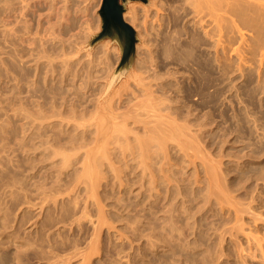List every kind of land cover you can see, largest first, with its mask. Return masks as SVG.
Masks as SVG:
<instances>
[{"label":"rangeland","instance_id":"374dc122","mask_svg":"<svg viewBox=\"0 0 264 264\" xmlns=\"http://www.w3.org/2000/svg\"><path fill=\"white\" fill-rule=\"evenodd\" d=\"M36 1V2H35ZM13 0V1H9V0H0V143L1 141H3L2 143L0 144V264H48V263H54V262H51L55 260V262L57 261V263L55 264H62V261L65 263H68V264H80L79 262H85L86 264H210L213 262H216L214 264H218L219 261H221L219 264H264V260L262 261L261 257L263 255L262 258H264V245L262 246V242H264V239H263V236H264V117H261V116H264V93H259L256 92L254 94H252V98L251 100H249L250 98H248L246 96V93H245V89L243 88L244 87V83L242 82V79L241 77L239 76V74H236L235 78H234V83L235 85H237V89H232L231 90V93H233V98L230 97L229 95H227V92H225L223 94V96H227V97H221L222 99H220V102L221 104L218 106V109L217 110H214V113L212 114V111L209 109V108H204L202 113L200 115H205L207 114L209 111L211 112V116L209 118V130L206 131V136L207 138L209 139L210 143L212 142L213 140V135L214 134V141L215 142H218L217 144V147L219 146V141L222 137L224 138H227L229 140L230 143H232V147H234L236 149V153H239L238 155L240 156V162L242 161L241 165L239 167H230L226 172H225V179H227L225 182L224 180L225 179H221V184H224L226 185V187L224 186L223 188V185H221L218 181H220V179L216 180V178H213L212 174H208L210 176L207 175V177L209 179H212L210 180V183H208L209 181H207L208 179H206V176L204 175L205 171H203V168L201 166H199L198 164L199 163H196L194 164L193 166L192 165H189L188 168H187V164L183 165V169H182V172L183 174H187L189 176V182H187L188 184H185L184 186H182L181 188V199L178 198V201L176 200V190L173 191L171 189H169V185H167L166 183H164L163 181H159V179L157 180V183L153 186V189L155 191L158 190V192H154L153 193V189H152V186L150 187L149 186V183L147 180H141L140 179V175H141V168L143 167H140V164H138L137 167H140L138 168L139 170H137V167H136V162L138 163V158L136 154H131V155H126V157H123V160H125V164H124V161L120 162L122 159V156L119 157V153H117V155L113 154V152L111 154H113V156L115 155V158L110 154L108 156V158H110L112 160V162H110L111 160H103L105 163L106 162H109L107 165H110L111 163L114 164V167H115V164H116V168H113V165H112V169L115 170V169H118L119 171H115L117 173L113 174V170L112 172H109V170L111 171L110 167L109 166H101L100 164L103 163L101 161H99V178H100V174L102 175V172H104L103 174V177L106 176V180L101 177L100 179L103 181L102 184L100 183V187L102 186V190L99 189V191H97L96 195H93V196H96V202L98 200L97 203L95 202V199H93L94 197L91 195L89 196L88 194L86 195L85 193H88L87 190L86 192L84 191L85 189V184L82 182L85 178V177H81L82 175H80L81 179L79 178L76 179L75 176L71 175L72 174V166H66L67 169H64L65 167H63L62 169L64 170H60V171H64V172H60V171H55V170H52V168H50L48 162H50V159H54V158H51L50 159H44V157H41L40 156V149L42 147H45V146H48L49 144L45 143L46 140L45 139H48L47 142L54 145L55 148H57V146H60L59 148L61 149L62 152H60L61 154L64 153V155H74L76 152V157L75 158V161L72 162L73 163V167L75 168H80L81 172H82V169L80 167V164H82L83 160H84V164L86 163V158L83 159V155L82 154H86L88 153V159L89 157V154L92 153L93 155V151H94V155H97L98 157V154H96L95 150H97L98 148V144L100 143V139L98 140V144L93 141L95 138H96V133H95V128L93 127H87L89 126L90 124L94 123L95 122V106L93 107V103L94 105L97 104V100L100 98V94H101V91L104 89L105 87V84L109 83V80L110 78L112 77L111 74H113L114 70L116 69L119 61H120V57H121V52H120V48L118 46V44L114 41H111L110 39L108 38H105L99 42H96L95 44L91 45V41L93 40V38L95 36H97V34L101 31V19H100V15H99V10H100V7H101V2L102 0ZM160 1H163V2H159V0H157L156 2L159 3L161 5L162 3V8L163 6H166L164 7L162 10V13L164 15H168V14H171V12L169 11V7H170V2H172L173 0H160ZM168 1V2H167ZM25 2V3H23ZM32 2V4H31ZM39 2V3H38ZM56 2V3H55ZM62 2V3H61ZM66 2V3H65ZM153 2L155 1H152V0H146L145 2H141V1H129V0H126L124 3H123V6H124V13H123V20L125 23H127L133 30L134 32L136 33V39H137V42H136V45H135V51H134V55L126 69V72L123 76H121L119 79H116L115 83L113 84L114 85V89H116L120 84L121 82L126 79V76L128 74V72L130 71V69H132L134 66L133 65V62L135 63L137 60L141 59L142 58V53H143V50L140 48V46L143 48L144 46V42L141 38V36H139L138 34V30H139V23L140 21H143V18L144 20L146 19L147 21V18H149L147 24H148V32L149 34L151 33L150 35V38L153 36L152 32L154 33L155 29H157V25L155 23V17L156 15L154 13H156V7L153 6ZM21 3V4H20ZM27 3V5H26ZM60 3V4H59ZM66 5H65V4ZM68 3V4H67ZM99 3V4H98ZM11 4V5H10ZM30 4V5H29ZM39 6H37V5ZM164 4V5H163ZM10 5V6H9ZM21 5V6H20ZM33 7H32V6ZM58 5V6H56ZM26 9H23L24 7ZM35 6V7H34ZM55 6V7H54ZM61 6V7H60ZM68 7V9L70 11H68L66 8L64 7ZM82 6V7H81ZM84 6V7H83ZM98 6V7H97ZM22 7V9H21ZM48 7V8H47ZM60 7V8H59ZM97 7V8H96ZM30 8V9H29ZM32 8H35V9H32ZM38 8V10L36 9ZM55 8V9H54ZM64 8V10H63ZM82 8V9H81ZM96 8V9H95ZM166 8V10H165ZM168 8V10H167ZM49 11H48V10ZM74 9H76V11L74 12ZM81 10V11H78V10ZM85 9V10H84ZM148 9V10H147ZM150 9V10H149ZM153 9V10H152ZM12 10V11H11ZM17 10V11H16ZM31 10V11H30ZM59 10H61L59 12ZM73 10V11H72ZM84 12H83V11ZM88 10V12H87ZM131 10L133 12H136L137 13V17H138V21L139 22H134V23H131L129 22L128 20V15H127V12ZM14 11V13H13ZM19 11V13H18ZM23 11V12H22ZM36 11V12H35ZM39 11V13L37 12ZM61 13V14H57L58 12ZM68 11V12H66ZM86 11V12H85ZM94 13H92V12ZM147 11L149 12L148 14H145L144 12L147 13ZM35 14H34V13ZM41 12V13H40ZM48 12V13H47ZM63 12V13H62ZM72 12V14H71ZM79 12V13H78ZM15 13H18V14H15ZM21 13H29L28 15L26 14V18H24L23 16H25V14H21ZM37 13V14H36ZM51 13V14H50ZM70 13V16L68 15ZM81 13L84 15L81 16ZM19 14H21L22 16H20ZM31 14H32V17H31ZM41 14V15H40ZM45 14H50L48 17V15H45ZM66 17L67 15V19L63 16V15ZM75 14V15H74ZM144 14L145 15H149V16H146L144 17ZM151 14V15H150ZM153 14V15H152ZM36 15V16H35ZM37 15H39V17L41 16L40 20L39 18H37ZM44 15V16H43ZM57 15V16H56ZM60 15L62 18H60ZM143 15V16H142ZM21 17L23 18V20L21 18H17V17ZM47 16V17H46ZM59 16V18H58ZM80 16L83 18L80 19ZM98 16V17H97ZM27 17L29 18L27 20ZM34 17L36 18V21L38 19L39 22H37L38 26L39 25H42V26H39V28L37 27V31L35 30L34 27L37 26L36 24V21L34 19ZM42 20V18H44ZM54 17H57L54 18ZM64 17V18H63ZM78 17V18H77ZM86 17V18H85ZM98 18V21L96 22L95 19ZM152 17V18H151ZM165 17V16H164ZM163 17V18H164ZM75 21H74V19ZM142 18V19H141ZM154 18L153 22L154 23H151L152 22V19ZM55 19V20H54ZM60 19V20H58ZM62 19V20H61ZM64 19V20H63ZM85 19V20H84ZM90 19V20H88ZM140 19V20H139ZM166 18H164L165 20ZM34 21V22H30V21ZM46 22H45V21ZM49 20V21H48ZM83 20V21H82ZM151 20V21H150ZM53 21H56V22H53ZM58 21V22H57ZM59 21L61 22V24L59 23ZM68 21V22H67ZM73 21V22H72ZM82 21V22H81ZM90 21L92 24H90ZM21 22V23H20ZM25 22H28L27 25ZM29 22H30V26L31 28H29ZM41 22V24H40ZM70 22V23H69ZM78 22H80L81 24H79ZM84 22L85 25H84ZM89 22V23H88ZM12 23V24H10ZM51 23V29H50V33H49V29H47V26H49L48 28H50V24ZM52 23H53V26H52ZM61 25V27L59 26V24ZM72 23V24H71ZM78 23V24H77ZM83 23V24H82ZM88 23V24H87ZM95 23H97V25H95ZM21 24H24V25H21ZM36 24V26H34ZM47 24V26H46ZM58 24V26H57ZM90 24V25H89ZM133 24V25H132ZM26 25V26H25ZM86 25H89V27L87 26L86 28H84ZM95 25V26H93ZM138 25V26H137ZM153 25V26H152ZM156 25V26H155ZM24 26V27H23ZM46 26V27H45ZM81 26V27H80ZM91 26L93 28H91ZM151 26V27H150ZM42 27V28H41ZM76 27H80L78 28L79 29V32L78 29L76 31ZM83 27V28H82ZM96 27V28H94ZM135 27V28H134ZM152 27L154 28V30L152 29ZM24 28V29H23ZM33 29V31L29 30H26V29ZM56 30H54V29ZM138 28V29H137ZM45 29H47V34L45 32H42L44 34H40L41 31H46ZM66 30V31H62V30ZM82 29V30H81ZM137 29V30H136ZM28 32V34L25 32ZM40 30V31H39ZM54 30V32H53ZM86 30V31H84ZM57 31H58V35H55L56 38H54L53 34H57ZM61 31V32H60ZM152 31V32H151ZM32 32H34L32 34ZM36 32V33H35ZM38 32V33H37ZM72 32H75L74 33V37H73V34H71ZM77 32V33H76ZM83 32V33H81ZM29 35V37L26 35ZM48 33L50 36H48ZM69 33V34H68ZM23 34V35H22ZM77 34V35H75ZM113 34V33H112ZM33 35V36H31ZM47 35V37H46ZM61 35V36H59ZM69 37H68V36ZM72 35V36H71ZM87 35V36H86ZM115 34H113L112 36H114ZM139 37H138V36ZM23 36V37H21ZM26 36V37H25ZM76 36V37H75ZM31 37V38H30ZM49 37V38H48ZM61 37V39L59 38ZM81 37V38H80ZM52 38V40H50ZM54 38V39H53ZM58 38V39H57ZM65 38V41L64 39ZM67 38V39H66ZM71 40H70V39ZM73 38V39H72ZM75 38V39H74ZM114 40L116 39V35L114 37ZM35 39V40H34ZM30 40H32V42H30ZM58 40H61V41H58ZM105 40V41H104ZM34 41V43H33ZM68 41V42H67ZM60 42V43H59ZM62 42V43H61ZM72 42V43H71ZM74 42V43H73ZM105 46H104V44ZM81 43V44H80ZM103 44V45H102ZM44 47V51H43V47ZM63 45V46H62ZM69 46V47H68ZM112 46V47H111ZM139 47V49L137 47ZM63 47V48H62ZM75 47V48H74ZM109 47L112 48V50L109 49ZM115 47V48H114ZM118 47V48H117ZM116 50H114V49ZM78 50V51H77ZM113 50L115 51V53H113ZM108 51V52H107ZM111 51V52H110ZM142 51V52H140ZM140 52V53H138ZM39 53V54H38ZM41 53V54H40ZM46 54V56H44ZM69 55H68V54ZM105 53L109 54V55H105ZM138 53V54H136ZM38 54V55H37ZM92 54V55H91ZM42 55V56H41ZM53 55V56H52ZM85 55V56H84ZM105 55V56H104ZM114 55V56H113ZM141 56V58H138ZM140 55V56H139ZM37 56H40V58H38ZM55 56V58H54ZM109 56V57H108ZM115 56L117 57L116 59ZM37 57V58H36ZM49 57H51L52 60L56 59V61L54 60V62L50 59H48ZM106 57L107 60H105L104 58ZM113 57V58H112ZM43 58V60H46L45 62L41 59ZM46 58V59H45ZM137 58V59H136ZM258 59V57H256ZM36 62H33L34 60ZM37 59H41L42 61H37ZM67 59V60H65ZM76 59V60H75ZM104 59V61H103ZM114 59V60H113ZM257 59H255V63L257 62ZM65 60V61H64ZM78 60V61H77ZM93 60V61H92ZM98 60V61H97ZM112 60V61H111ZM51 61V62H50ZM58 61V62H57ZM82 61V62H81ZM91 61V62H90ZM106 61H108L107 63L110 65V67L107 65ZM37 63L36 64H33V63ZM67 62V64H66ZM84 62V63H83ZM102 62V63H101ZM46 63V64H45ZM70 63V64H69ZM77 63V64H76ZM79 63V65H78ZM91 63V64H90ZM258 63V62H257ZM256 63V64H257ZM40 64V65H38ZM114 64V65H112ZM31 65V66H30ZM68 65V67H66ZM78 65V67H77ZM89 65V67H88ZM36 66V67H34ZM96 66V67H95ZM111 66H113L111 68ZM77 67V68H76ZM88 67V69H87ZM248 67V66H247ZM254 67V65L252 66V68ZM36 68V69H34ZM38 68V70H37ZM47 68V69H46ZM65 68L66 70L68 71H65ZM107 68V69H106ZM51 69H52V72H51ZM70 69V70H69ZM112 69V70H111ZM109 70H111L109 72ZM37 71V72H36ZM63 71V73H62ZM113 71V72H112ZM35 72V73H34ZM51 72V73H50ZM55 72V73H54ZM66 74H65V73ZM91 72V73H90ZM106 72V73H105ZM74 73V74H73ZM108 73V75H107ZM35 74V75H34ZM44 76H43V75ZM48 74H51V75H48ZM65 76H64V75ZM96 74V75H95ZM250 78L252 79L253 83L249 86V88H254L257 84V77H256V73L254 70L251 71L250 73ZM35 76V77H34ZM75 76V77H74ZM108 76V78H106ZM45 77V78H44ZM51 77V78H50ZM63 77V78H62ZM125 77V78H124ZM47 78V79H46ZM55 78V79H54ZM92 78V79H91ZM32 79V80H31ZM53 79V80H52ZM77 79V80H76ZM107 79V80H106ZM241 79V80H240ZM101 80V81H100ZM237 80V82H236ZM263 80H264V77H263ZM33 81V82H32ZM51 81V82H50ZM81 81V82H80ZM71 82V83H70ZM185 82L188 83V81L186 80ZM33 83V84H32ZM43 83V84H42ZM54 83V84H53ZM78 83V84H77ZM117 83V84H116ZM238 83V84H237ZM81 84V85H80ZM259 84H264L262 83L261 81L259 82ZM94 85V86H93ZM82 86V87H81ZM102 88V89H101ZM101 89V90H100ZM88 91V92H87ZM95 92V93H94ZM100 93V94H99ZM99 95L96 98L97 95ZM229 94V93H228ZM236 94V95H235ZM258 95V96H257ZM237 96V97H236ZM95 97V98H94ZM260 97V98H259ZM225 100H224V99ZM237 98V99H236ZM229 99V101H228ZM231 99V101H230ZM238 99L240 101H238ZM259 99V102L257 101ZM13 100V101H12ZM20 100V101H19ZM224 100V101H223ZM227 100V101H226ZM261 100V101H260ZM11 101V102H10ZM15 101V102H14ZM19 101V102H18ZM35 103H34V102ZM96 101V102H95ZM103 100L99 101L98 104H100ZM250 103H248V102ZM256 101V102H255ZM10 106H9V104ZM14 102V103H13ZM188 104L192 105V107H195L197 105V102L196 100H193V98H190L188 100ZM241 102V103H239ZM245 102H246V105H245ZM12 103V104H11ZM17 103V104H16ZM20 103V104H19ZM37 103V104H36ZM92 103V104H91ZM230 103V104H229ZM232 103V105H231ZM28 104V105H27ZM36 104V105H35ZM254 104L256 105V107L254 106ZM261 104V106L259 105ZM14 105V107H13ZM20 106V108L22 109L21 112L20 111V108L19 107H16V106ZM31 105V106H30ZM38 105V106H37ZM54 105V106H53ZM244 105V106H243ZM249 105V106H248ZM250 105L251 108H250ZM23 106H25L23 108ZM63 106V107H61ZM118 107V111L119 113H121V110L124 109V106H125V102H123V104L121 105H117ZM248 106V107H247ZM260 106V107H259ZM73 108L72 110H70V108ZM83 107V108H82ZM122 107V108H120ZM220 107V108H219ZM13 108H16V109H13ZM18 108V110H17ZM28 110L29 113L31 112V114L29 115V113L25 110ZM37 110H36V109ZM50 108V109H49ZM54 108H57V109H60L59 111L57 110V112H54ZM222 108V109H221ZM258 108V109H256ZM260 108V109H259ZM13 109V110H12ZM34 109V110H33ZM39 109V111H38ZM40 109L41 112H40ZM64 109V110H63ZM120 109V110H119ZM126 109V107H125ZM124 109V110H125ZM234 109V110H233ZM255 109V110H253ZM262 109V110H261ZM11 110V111H10ZM16 112H15V111ZM63 110V112H62ZM76 111V114H75V111ZM93 110V112H92ZM123 110V112L121 113V115L125 112ZM205 110V111H204ZM246 110V111H245ZM253 110V111H251ZM258 110V111H257ZM10 111V112H8ZM19 112V114H21L19 116V114H17ZM37 111V112H36ZM44 111V112H43ZM46 111V112H45ZM56 111V110H55ZM69 111H71L69 113ZM74 113H73V112ZM82 111V113H81ZM208 111V112H206ZM249 111V112H248ZM13 112V113H12ZM35 112H36V116H35ZM43 112V113H42ZM49 114H48V113ZM52 112V113H50ZM59 112V113H58ZM85 112V113H84ZM219 112V114H218ZM257 112V113H256ZM261 112V113H260ZM7 113V114H6ZM11 113V115H10ZM26 113V115H24ZM40 113L41 115H44V116H40ZM46 113V115H45ZM54 113H56V115H54ZM66 115V117H64V115ZM68 113V114H67ZM72 113V115H71ZM92 113V114H90ZM248 113V114H247ZM35 116H33V115ZM48 114V115H47ZM74 114V115H73ZM221 114V115H220ZM223 114V115H222ZM250 114V115H249ZM253 114V116L251 115ZM259 118H258V116ZM261 114V115H260ZM16 115V117H15ZM24 115V116H23ZM50 115V117H49ZM53 115V116H52ZM59 115V116H58ZM60 115L63 116V118L67 119L70 117V119L66 120V121H61L63 120L62 118H60ZM69 115V117H67ZM81 118H80V116ZM89 115V118H90V121H89V118L86 119V121H88V123H83L86 125V129H85V132H84V128L83 126L85 125H81V123H79L81 121V119H85L84 117ZM91 115V116H90ZM256 115V116H254ZM33 116V117H32ZM39 116V118H38ZM52 117H59V121L57 119H53L51 118ZM72 116V117H71ZM75 116L76 119L73 117ZM124 115H122L121 117H123ZM252 116V117H251ZM44 117V118H43ZM48 117V118H47ZM79 117V119H77ZM125 117V116H124ZM250 117V118H249ZM257 117V118H256ZM21 118V119H20ZM45 119L47 118L48 121H49V118L53 121L50 120L49 123V126L47 124V122L45 123L41 121V119ZM74 118V119H73ZM213 118V119H212ZM220 118V119H219ZM237 118V119H236ZM25 119V120H23ZM42 119V120H43ZM121 119V118H120ZM240 119H242V121H244L243 123L241 122L240 123ZM250 119V120H248ZM252 119V120H251ZM259 119L260 122L257 120ZM5 120V121H4ZM10 120V121H9ZM27 120V121H26ZM72 120V121H71ZM73 120H78V124H75L76 122H74ZM80 120V121H79ZM119 120V119H118ZM128 118H127V122H128ZM132 120V119H131ZM131 120L128 122L129 125L131 123ZM254 120H257V123L256 121ZM23 121V123H22ZM55 121V122H54ZM71 121V122H69ZM84 121V120H83ZM6 122V123H4ZM26 122V123H25ZM54 122V123H52ZM58 122V123H57ZM61 122V124H59ZM65 122H69L71 124V127L69 126L70 124L68 123L67 126L65 125V128L64 127V124H66ZM74 122V123H73ZM3 123V124H2ZM10 123V124H9ZM14 123V124H13ZM16 123V124H15ZM20 123V124H19ZM44 123V124H43ZM214 123V124H213ZM255 123V124H254ZM5 124V125H4ZM31 124V125H30ZM58 124V125H57ZM73 124V125H72ZM75 124V126H74ZM249 124V125H248ZM254 124V125H253ZM262 124V125H260ZM7 125V126H6ZM22 127H20V126ZM26 125V127H25ZM51 125V126H50ZM54 125V126H53ZM61 125V126H60ZM62 125H63V128H62ZM77 125V126H76ZM79 125H81L80 127H78ZM252 125V126H251ZM260 125V126H258ZM4 126V127H3ZM28 126V128H27ZM32 126V127H30ZM34 126V127H33ZM56 126V127H55ZM59 126V127H58ZM69 126V127H68ZM92 126V125H90ZM132 125H130L131 127ZM213 126V127H212ZM243 126V127H242ZM256 128H255V127ZM3 127V128H2ZM11 127V128H10ZM50 127V128H48ZM76 127V128H75ZM219 127V128H218ZM234 127V129H233ZM31 128V129H30ZM53 128V129H52ZM65 128V129H64ZM82 130H80V129ZM211 128V129H210ZM256 130H255V129ZM258 128V129H257ZM263 128V129H262ZM20 129V130H19ZM29 131H28V130ZM33 129V130H32ZM51 129V130H49ZM68 129V130H67ZM77 129V130H76ZM232 129V130H231ZM27 130V131H26ZM35 130V131H34ZM40 130V131H39ZM42 130V131H41ZM66 130V132H65ZM75 130H76V133H75ZM88 130V131H87ZM223 130V131H222ZM226 130V132H225ZM261 132H260V131ZM22 134L20 133V132ZM38 131V132H37ZM63 131V132H62ZM210 131V132H209ZM212 131V132H211ZM259 131V132H258ZM6 133V135L4 134ZM27 132V133H26ZM62 132V133H61ZM65 132V133H64ZM75 134H74V133ZM81 132V133H80ZM83 132V133H82ZM90 132V133H89ZM230 132V133H229ZM256 132V133H255ZM26 133V134H25ZM29 133V134H28ZM70 133V134H69ZM235 133V134H234ZM25 134V135H23ZM48 134V136H47ZM81 134V135H80ZM86 134V135H85ZM95 135L92 139V135ZM215 134L217 135V137H215ZM254 134V135H253ZM28 135V136H27ZM44 135V136H43ZM50 135V136H49ZM78 136L80 137L78 139V142L76 144H80V143H88L90 144V140L91 141V144L89 146H93L94 142L96 143L95 145L97 147H94L96 149H94L93 147V150L90 148V147H85L86 149H74L71 150V147L69 146L68 144V141L70 140V138H75V136ZM80 135V136H79ZM233 135V136H232ZM15 136V137H14ZM71 136V137H70ZM3 137V138H2ZM33 137V138H32ZM45 137V138H44ZM47 137V138H46ZM98 137H100L98 135ZM233 137V138H232ZM11 138V139H10ZM14 138V139H13ZM17 138V140H16ZM29 138V139H28ZM44 138V139H43ZM90 140H89V139ZM69 139V140H68ZM217 139V140H216ZM17 142V143H15ZM25 140V141H24ZM35 140V141H34ZM75 140V139H74ZM82 140V141H81ZM96 140V139H95ZM7 141V142H6ZM45 141V142H44ZM89 141V142H88ZM236 141V142H235ZM20 142V143H19ZM52 142V143H51ZM66 142V143H65ZM76 142V141H75ZM38 143V144H37ZM10 144V145H9ZM14 144V145H13ZM24 144V145H23ZM45 144V146H41ZM101 144V143H100ZM171 144V143H170ZM236 144V145H235ZM16 145V146H15ZM18 145V146H17ZM94 145V146H95ZM235 145V146H234ZM241 145V146H240ZM11 146V147H10ZM33 146H36V147H33ZM40 146V147H38ZM23 147V148H22ZM110 147V146H109ZM153 147V145L151 146ZM151 147H149L148 149H152ZM216 147V148H217ZM4 148V149H2ZM17 148V149H16ZM28 148V149H26ZM34 148V150H32ZM39 150H38V149ZM66 152H64L65 150ZM91 149L89 150L90 152H87V149ZM173 146V143L172 145H170V158L175 161L173 162H176V166H174L175 168H179L181 169L182 168V165H180V159L175 156L174 154H176V150ZM249 148V149H247ZM24 151H23V150ZM26 149V150H25ZM69 149H70V152H69ZM158 149V148H157ZM156 149V150H157ZM3 150V152H2ZM9 150V151H8ZM28 150V151H27ZM42 150V149H41ZM76 152H75V151ZM85 150L84 153H82L83 151ZM247 152H246V151ZM260 150V151H259ZM26 151V152H25ZM33 151V152H31ZM73 151V152H72ZM159 151V150H158ZM158 151H154L153 149V152L151 150V152L148 150V153L149 154H152L153 155H150V156H156L158 155V159H159V153ZM7 154H6V153ZM12 152V153H11ZM14 152V153H13ZM22 152H25L27 153L26 155H23L24 153ZM49 152V151H48ZM155 152V153H154ZM172 152V153H171ZM246 152L247 153H250L251 155V159H247L245 156L246 154L244 153ZM2 153H4V156H2ZM29 153V155H28ZM33 153V154H32ZM36 153V154H35ZM69 153V154H68ZM158 153V154H156ZM11 154V156H10ZM13 154V155H12ZM31 154V155H30ZM156 154V155H154ZM172 154V155H171ZM244 154V155H243ZM263 155V156H260V155ZM6 155V156H5ZM22 155V156H21ZM29 157H28V156ZM35 155V156H33ZM136 155V160L135 158L133 159L132 156L135 157ZM177 155V154H176ZM12 156L14 158H12ZM59 156V155H58ZM75 156V155H74ZM85 156V155H84ZM131 156V158H130ZM201 156V155H200ZM199 155H197V159L195 160L196 162H199L198 158L200 157ZM244 156V157H243ZM260 157V158H257V157ZM9 157V158H8ZM55 157V156H54ZM73 157V156H72ZM128 157V159H127ZM154 157L151 158L150 160L146 161L148 162L150 165V169L149 170H152V169H156V167H158L156 164H158L157 162H154L157 160V158ZM176 157V158H175ZM242 157V158H241ZM58 157H55V159H57ZM60 158H61V155H60ZM60 158H58V160L55 161V159L53 160L54 162H57L60 160ZM100 158V157H99ZM117 158V159H116ZM119 158V159H118ZM125 158V159H124ZM130 158V159H129ZM10 159V160H9ZM27 159V160H25ZM83 159V160H82ZM127 159V160H126ZM154 159V160H152ZM215 159V158H214ZM244 159V160H243ZM9 160V161H8ZM114 160V161H113ZM130 160H133V163L131 164L129 161ZM146 160V159H145ZM151 160L154 162V165L153 163H150ZM217 160V159H215ZM249 160V161H248ZM256 160V161H255ZM262 160V162H258ZM12 161V162H11ZM48 161V162H46ZM82 161V162H81ZM158 161V160H157ZM179 161V162H178ZM252 161V162H251ZM7 162V163H6ZM10 164H9V163ZM23 162H26V163H23ZM44 162V163H43ZM101 162V163H100ZM135 162V164H134ZM146 162L144 161V163L146 164ZM172 162V163H173ZM248 162H250L248 164ZM12 163V165H11ZM38 163V164H37ZM42 163V164H40ZM90 159L88 161V164H90ZM148 163L146 165V167H148ZM260 163V164H259ZM17 164V165H16ZM45 164V165H44ZM79 164V165H78ZM87 164V163H86ZM85 164V165H86ZM130 164V165H129ZM254 164V165H253ZM10 165V166H9ZM37 165V166H36ZM39 165V166H38ZM40 165L42 167H40ZM79 167H78V166ZM119 165V166H118ZM125 165V166H124ZM14 166V167H13ZM45 166V167H43ZM77 166V167H76ZM91 166V164H90ZM118 166V168H117ZM128 167V168H125V167ZM134 166V167H133ZM155 166V167H154ZM181 166V167H179ZM38 167V168H37ZM70 167V168H68ZM101 167L103 170H101ZM104 167V168H103ZM108 167V168H106ZM191 167V168H190ZM192 167H194V169H192ZM196 167V168H195ZM201 167V168H200ZM33 170H32V169ZM35 168V169H34ZM44 168V169H43ZM83 168V167H82ZM132 168V170H131ZM136 168V169H134ZM149 168V167H148ZM200 168V169H199ZM238 168V169H237ZM48 169H51L49 171H51L49 173ZM105 169V170H104ZM109 169V170H108ZM128 169V171L126 170ZM154 169V170H155ZM4 170V171H3ZM36 170V171H35ZM67 170V171H66ZM108 170V171H107ZM134 170H136L134 172ZM141 170V171H140ZM148 169L146 170L147 172L149 171ZM237 170V171H236ZM243 170V171H242ZM23 171V172H22ZM28 171H32L31 173L28 172ZM34 171V172H33ZM57 173V175L60 176V179L62 180V182H58L56 180L53 181L54 185L52 184V174H55V172ZM91 171V169L89 170V172ZM102 171V172H101ZM126 171V172H125ZM139 171V172H138ZM186 173H185V172ZM189 171V172H188ZM192 171V172H191ZM203 171V172H202ZM208 171V170H207ZM28 172V173H27ZM60 172V174H59ZM80 172V174H81ZM130 174H128V173ZM198 172V175H196V173ZM210 172V171H209ZM27 173V174H26ZM32 176H30L29 175ZM34 173V174H33ZM49 173V174H48ZM63 173V174H61ZM109 173H112V174H109ZM135 173V174H134ZM140 173V174H139ZM191 173V174H190ZM195 173V174H194ZM203 173V174H202ZM263 173V174H262ZM43 174V175H42ZM82 174H84V172H82ZM89 174V173H88ZM108 174V176H107ZM131 174H133L131 176ZM195 176H200L199 179H196L198 177H194L196 179V181L192 178L193 175ZM200 174V175H199ZM207 174V173H205ZM228 174V175H227ZM231 174V175H230ZM233 174V175H232ZM237 174V175H236ZM56 175V174H55ZM54 175V176H55ZM63 175V176H62ZM92 175V174H91ZM112 175H117L116 177L118 179L115 180L114 177H112ZM131 176L128 178V176ZM203 175V176H202ZM257 175V176H256ZM40 176V177H39ZM47 176V177H46ZM79 176V175H78ZM110 176V177H109ZM126 176V178H125ZM136 176V177H135ZM138 176V179H136ZM205 176V177H204ZM212 176V177H211ZM230 176V178H229ZM261 178H259V177ZM2 177V178H1ZM23 177V178H22ZM27 177V178H26ZM51 177V178H50ZM90 177V176H89ZM203 177V178H202ZM236 179H239V180H235L234 178ZM249 177V178H248ZM256 177L257 179L259 180H256ZM11 178V179H10ZM44 178V179H43ZM73 178V179H72ZM114 178V179H113ZM201 178V180H200ZM205 178V179H204ZM232 178V179H231ZM28 179V181H27ZM43 179V180H42ZM48 181H47V180ZM83 179V180H82ZM192 179V180H191ZM215 179V180H214ZM263 179V180H262ZM13 180V181H12ZM39 180V181H38ZM71 180V181H70ZM74 180H78L79 182H81V184L83 185L84 184V187L78 182L77 184H80V188L79 186H75V185H71L70 186V182L72 184H75L73 181ZM81 180V181H80ZM100 180V181H101ZM112 180V181H111ZM116 181L113 182V181ZM124 180L123 182H120ZM127 180V181H126ZM133 180V181H132ZM137 180V181H136ZM139 180H141L142 184L139 182ZM197 180H199L200 182H197ZM229 180V181H228ZM256 180V181H255ZM24 181V185L20 187V182ZM69 181V182H68ZM85 181V180H84ZM111 181V183H110ZM119 181L120 184L121 183H124L122 184L123 186H121V189H120V184L117 182ZM195 181L197 183V185L193 182ZM202 181V182H201ZM244 181V182H243ZM247 181V183H245ZM12 182V184H11ZM18 182V183H17ZM49 182V184H48ZM133 182V183H132ZM138 183L139 182V185L137 186L136 185V188L133 187L135 183ZM193 182V183H192ZM224 182V183H223ZM256 182V183H255ZM261 182V183H260ZM3 183V184H2ZM37 184V185H34V184ZM39 183V184H38ZM63 183V184H62ZM107 186H106V184ZM126 183V184H125ZM144 183V185H143ZM164 183V184H163ZM199 183V184H198ZM215 184L217 183V186L216 184L213 186L211 185V188L213 186L214 187H219L217 189H214L211 190V188H209V185L208 184ZM219 183V184H218ZM243 183V184H242ZM249 183H251L249 185ZM254 183V184H253ZM8 184V185H7ZM41 184H42V188H41ZM57 184V185H55ZM115 184V185H114ZM130 184V185H129ZM140 184H141V187H143V189L141 190V187H140ZM148 184V185H147ZM253 184V186H252ZM40 185V186H39ZM44 185V186H43ZM49 185V186H48ZM52 185V186H50ZM65 185V186H63ZM110 185H111V188H110ZM125 185H127L128 187L126 188ZM133 185V186H132ZM193 185V186H192ZM194 185L196 187H194ZM199 185V187H198ZM201 185V186H200ZM219 185V186H218ZM231 185V186H230ZM242 185V186H241ZM247 185V186H246ZM249 185V186H248ZM12 186V187H11ZM35 186H38V187H35ZM50 187L48 189V187ZM70 189H73L75 187V190L74 192L77 193L75 194L72 190H69L67 191V188ZM74 186V187H73ZM82 186V187H81ZM148 186V187H147ZM206 186V187H205ZM237 186V187H236ZM246 188H245V187ZM7 187V188H6ZM10 187V188H9ZM27 187V188H26ZM30 187V188H29ZM44 187H46L44 189ZM52 187V188H51ZM61 187H66V188H61ZM72 187V188H71ZM78 189H77V188ZM106 187V188H105ZM133 187V188H132ZM138 187V188H137ZM158 187V188H157ZM205 187V189H204ZM240 187L241 190L240 191ZM248 187V188H247ZM263 187V188H262ZM4 191H3V189ZM9 188V189H8ZM11 188H13V193L11 190ZM26 188V195H27V198H26V195H23L25 192ZM37 188L41 190V192H39L40 190L37 191ZM57 188V189H56ZM59 188V189H58ZM83 188V189H82ZM113 188V190H112ZM131 188L133 189V191L131 190ZM135 188V189H134ZM145 188V189H144ZM157 188V189H155ZM208 188L210 189V191H213L215 193H217L218 191V194L216 195H221L222 194L220 193V188L224 189L222 190V192H227L224 193L226 195V197H223L224 200L226 201H221L222 200V197H220V195L218 196L219 198L217 199H220V200H217L216 198L213 199L214 196H212L211 198L213 199H210V203L208 204H205L204 202H206V200L203 198V195L206 191H208ZM232 188V189H231ZM236 188V189H235ZM246 190H245V189ZM251 188V190L249 189ZM257 188V189H256ZM260 188V189H259ZM21 189V190H20ZM105 189V190H104ZM148 189L150 190V195L149 193H146V192H149ZM167 189V190H166ZM169 189V190H168ZM193 189V190H192ZM226 189V190H225ZM229 189V190H228ZM19 190V192H18ZM52 192H51V191ZM59 190V191H58ZM66 190L69 194L68 195H65L67 194L66 191H63ZM205 190V191H203ZM239 190V191H238ZM57 191V192H56ZM71 191V192H69ZM84 191V192H82ZM104 191V192H103ZM129 191V192H128ZM152 191V192H151ZM165 191V192H164ZM191 191V193H190ZM194 191V192H193ZM235 191H238L237 193ZM243 191V192H242ZM261 191V192H260ZM10 192V193H9ZM22 192V193H21ZM36 192V193H35ZM45 192V193H44ZM51 196H50V194ZM55 192V193H53ZM63 192V196H61V194H58ZM66 192V193H65ZM82 192V195H79V193L81 194ZM137 192V193H136ZM212 192V194L214 195V193ZM233 195H232V193ZM237 194V196L234 194L235 193ZM255 192V193H254ZM31 193V195H30ZM33 193V194H32ZM35 193V194H34ZM40 193V194H39ZM72 193V194H71ZM84 193V194H83ZM99 193V195H98ZM135 193V194H134ZM246 193V196L244 195ZM5 194V195H4ZM14 194V195H13ZM57 194L60 195L59 197H57ZM90 194V193H89ZM102 194V195H101ZM137 194V195H136ZM188 194V195H187ZM234 198H231L232 196ZM256 196H255V195ZM3 195V197H2ZM11 195V196H10ZM34 195V196H33ZM53 195V196H52ZM74 195H77L76 196V201H72V199L75 198ZM106 195V196H105ZM156 195V196H154ZM158 195V197H157ZM166 195V196H165ZM192 195V196H191ZM215 195V196H216ZM250 195V196H249ZM10 196V198L8 197ZM41 196V197H40ZM46 198L47 200H45L48 204L49 202L51 201V199H53V201L47 206H46V202L43 201V197ZM65 196V197H64ZM71 200L69 197H71ZM81 196V197H79ZM86 197L87 199H90V201L86 202V198H85V202L82 204L80 202V204L78 203L79 201H82L81 198L82 197ZM101 196V197H99ZM112 196V197H111ZM148 196V197H147ZM165 196V198H164ZM252 199V197H254ZM12 197V198H11ZM26 199H24V198ZM30 197V198H29ZM68 197V198H67ZM77 197L80 198L77 200ZM107 197V198H106ZM139 199H138V198ZM150 197V198H149ZM155 199H154V198ZM173 197V198H172ZM185 199H184V198ZM193 197V198H192ZM237 199H236V198ZM243 197V198H242ZM250 199H249V198ZM256 197L258 198L257 200ZM263 197V198H262ZM5 198V200H4ZM8 198V199H7ZM14 198V199H13ZM41 200H40V199ZM50 198V200H49ZM63 198H64V201H63ZM67 198V199H65ZM98 198H101V199H98ZM148 198V199H147ZM7 199V200H6ZM11 199V200H10ZM60 199V200H59ZM62 199V201H61ZM172 199V202H170ZM187 199V200H186ZM235 200H237L236 204H238L239 206V210L240 211V215L241 216V220L242 222L244 220H247V221H244V224L246 225H243L244 227L246 226V228L248 227L247 223L249 224L250 222L253 224H251V226L249 225L248 229L247 230L246 228H244L242 226V223H241V231L244 232L245 230V235L243 233V235L241 234V231L238 232L239 235H237L236 237V234L237 232H234L235 231H238L240 230L239 229H236L235 226H238L239 223L238 221L240 220H237L236 222L238 223V225H236L234 222V219L233 217H235L236 213L233 212V211H236V207L238 208V206L235 207ZM244 199V200H243ZM246 199L247 200H250L249 204L248 203H245L246 202ZM10 200V202L8 201ZM15 200V201H14ZM24 200V201H23ZM33 203V202H36L38 200V202L35 203L36 206H30L29 203ZM58 200V201H57ZM68 200L71 204H70L66 201ZM75 200V199H74ZM94 200V202L96 204H98L97 206H95L96 204L92 201ZM146 200V201H145ZM165 200V201H164ZM180 200V201H179ZM205 200V201H204ZM215 200V201H214ZM241 200V201H240ZM84 201V199H83ZM82 201V202H83ZM92 201V202H91ZM153 201V202H152ZM176 201V202H175ZM193 201V203H192ZM204 201V202H203ZM221 201V204L224 202L225 205L222 204V207L223 206H228L229 208L227 207H221V204H219ZM240 201L241 202V205L244 207H246L245 204H248L249 207H246L248 210L250 209H253L251 212L253 213H256V210L258 211L257 212V216L256 218L254 216H252L253 214H250L251 212L250 211H246V215L247 216H244V208L243 210L240 208V203L238 202ZM257 204H255L256 202ZM8 202V204H6ZM45 205H44V203ZM61 202V203H60ZM71 202H74V205H72L73 203ZM93 205H90L91 203ZM102 202V203H101ZM178 202V203H177ZM181 202H184L183 206L185 207V209L187 210V212L190 214L191 217L193 218H190V220L194 219V223L192 222H189L185 219V217H179L176 225L175 224H167L164 222V215L165 214H168L169 212V209L175 204V208L176 209L174 212L177 213V208L179 210V206L182 205ZM219 202V203H217ZM228 202V203H227ZM244 202V203H243ZM248 202V201H247ZM4 203V204H3ZM40 203H43V206H41L42 204ZM53 203V204H52ZM59 204V206L57 204ZM78 203V204H77ZM86 203V205H85ZM90 206H92V208L90 209V206H88V204ZM100 204H104V209L103 211L105 210V212L98 210L100 208L101 205ZM155 203V205H154ZM160 203V204H159ZM188 203V204H187ZM198 203H199V206H198ZM251 203V205H250ZM3 204V206H2ZM55 204V205H54ZM63 204V205H62ZM65 204V205H64ZM78 205V208H76V205ZM148 204V205H147ZM197 204V205H196ZM217 204V205H216ZM220 206H219V205ZM227 204V205H226ZM24 205V207H23ZM31 205H34L31 204ZM39 207H38V206ZM51 205V206H50ZM54 205V206H53ZM85 207V209H88L89 212L87 211H83V216L80 217V215L82 214V210L80 211L81 207ZM83 205V206H82ZM122 205V206H121ZM161 205V206H160ZM187 207H186V206ZM212 205V207H211ZM254 205V206H253ZM256 205V206H255ZM23 209V211L21 210V208ZM25 206H29V207H33L36 208L35 211L32 209V208H29V207H25ZM61 206V208H60ZM72 206H73V210H72ZM118 206V207H117ZM126 206V207H125ZM149 206V207H148ZM206 208H205V207ZM207 206H209V208H207ZM241 206V207H242ZM263 206V208H262ZM4 207V209H3ZM9 207V208H8ZM17 207V208H16ZM43 207V209H42ZM52 207V208H51ZM55 207V208H54ZM88 207V208H87ZM96 207V208H95ZM109 207V208H108ZM158 207V208H157ZM166 209H165V208ZM194 207V208H193ZM195 207H198V208H195ZM218 207V208H217ZM219 207H221V209H219ZM252 207V208H251ZM29 208V209H28ZM58 210H57V209ZM98 208V209H97ZM103 208V207H102ZM108 208V211L106 212ZM151 208V209H150ZM203 208V209H202ZM217 208V209H216ZM227 209L229 210L227 212V210H224ZM235 208V209H234ZM258 208V209H257ZM261 208V209H260ZM47 209V211H46ZM60 209V210H59ZM76 209V210H75ZM101 209V208H100ZM117 209V211H116ZM123 209V210H122ZM126 209V211H125ZM164 209V210H163ZM198 209H200L202 212H198ZM241 209V210H240ZM245 209V210H247ZM263 209V210H262ZM17 210H19L17 212ZM39 210V213L38 211ZM43 210V211H41ZM52 210L53 213H52ZM56 210H57V213H56ZM74 210H75V213H74ZM93 210L96 212L93 213ZM97 210H98V213H99V216L101 218L100 221H102L101 223L98 222V218H96V220H91L93 222V224H95V222L97 221L98 224H96L94 227L96 228H93L92 227V223L87 220V221H84L86 219H89L91 217H93L95 219V216L98 214L97 213ZM102 210V209H101ZM119 210V211H118ZM122 210V211H121ZM196 210V211H195ZM204 210V212H203ZM206 210V211H205ZM218 210H221V213H219L220 211ZM223 210V211H222ZM31 211V212H30ZM46 211V212H45ZM48 211L51 212V215H50V212L48 213ZM58 211L60 213H58ZM73 211V212H72ZM79 211V212H78ZM116 211V212H115ZM159 211H161L159 213ZM163 211V212H162ZM193 211V212H191ZM242 211H244L242 213ZM263 211V212H261ZM15 212V214H14ZM18 214H17V213ZM37 212V213H35ZM42 214V217H41V213ZM87 212V213H85ZM92 212V213H91ZM103 212V213H102ZM118 212V213H117ZM120 212V214H119ZM125 212V214H124ZM130 212V213H129ZM141 212V213H140ZM198 212V214H196ZM225 216H224V214ZM230 212V213H229ZM250 212V213H249ZM45 213V214H44ZM47 213V214H46ZM75 215H74V214ZM81 213V214H80ZM89 213V214H88ZM107 213V214H105ZM122 213V214H121ZM158 213V214H156ZM212 213V214H211ZM231 214L230 216H228L229 214ZM233 213H235V215L233 216ZM248 213L250 215H248ZM261 213V214H260ZM33 214V215H32ZM39 214V215H37ZM56 214H60L59 216L56 215ZM79 214V215H78ZM85 214V215H84ZM86 214L89 215V218L88 216L86 217ZM92 216H91V215ZM96 214V215H95ZM105 214V215H104ZM130 214V215H129ZM160 214V215H159ZM196 214V216H195ZM223 214V215H221ZM228 214V215H226ZM238 214V213H237ZM243 214V215H241ZM258 214L260 216H258ZM38 217H37V216ZM48 215V216H47ZM53 215V216H52ZM56 215V217H55ZM77 216V217H80L79 218V222L81 223H78L77 221V218H75L77 221H74L71 219L73 216ZM162 215V216H161ZM195 217H194V216ZM197 215H201V216H197ZM255 215V214H254ZM85 216V219L83 221H81L80 219L83 217L84 218ZM91 216V217H90ZM97 216V217H99ZM109 216V217H108ZM137 218H136V217ZM143 216V217H142ZM158 216V218H157ZM219 216V217H218ZM222 216V217H221ZM229 218H228V217ZM248 216H251L253 217V219L255 221H258L259 223H255L254 220L252 221L251 217L250 219L248 218ZM14 217V218H13ZM16 217V218H15ZM50 217V218H49ZM53 217V219H52ZM55 217V218H54ZM125 217V219H123ZM139 217V218H138ZM140 217L142 218L141 221L139 220ZM221 217V218H220ZM247 217V218H245ZM259 217V218H257ZM38 221H36L35 220ZM43 218V219H42ZM57 218V219H56ZM67 218V219H66ZM228 218V219H227ZM16 223H15V221ZM55 219V220H54ZM62 219V220H61ZM72 220L73 224L71 223V225H69L70 223V220ZM74 219V217H73ZM108 219H111V220H108ZM137 219V223H135ZM240 219V217H239ZM258 219V220H256ZM6 220V221H5ZM31 220H33L32 222L34 223V225L32 224ZM35 220V222H34ZM51 220V221H50ZM59 220V221H58ZM68 220V221H67ZM123 220H125L126 223H129V224H126L125 222L123 223ZM207 220V221H206ZM55 221V222H54ZM61 223L62 225V228H61V225L58 223ZM67 221V222H65ZM95 221V222H94ZM107 221H113V222H110L112 223L113 225H109L108 227V224H110L108 222V224L106 225ZM121 221V222H119ZM148 223H146V222ZM158 221V222H157ZM225 221V222H224ZM7 222V223H6ZM31 222V223H30ZM83 222V223H82ZM90 222V224H89ZM134 222L135 226L134 228L131 227V229H129L130 227H128V225L132 224ZM140 222V225H138V223ZM143 222V223H141ZM222 222V223H221ZM223 222H224V225H223ZM226 222L228 223V225H231V226H228L226 224ZM54 223V224H53ZM56 223V224H55ZM64 223H68L66 224V226H70V227H66ZM78 223V225L76 224ZM185 223V224H184ZM189 223V224H188ZM234 223V230H232V224ZM76 224V225H75ZM100 224V225H99ZM126 224L127 226L125 227ZM134 224H132L131 226H133ZM136 224L138 226H136ZM165 224V225H164ZM178 224V225H177ZM197 224V226H196ZM258 227V229L256 227L253 228V226L255 225ZM28 225V226H27ZM39 228H36V226ZM40 225V226H39ZM58 225V227L56 226ZM123 225V226H122ZM185 225V226H184ZM195 225V226H194ZM216 225V226H215ZM14 226V227H13ZM27 226V227H26ZM33 226V227H32ZM50 226V227H49ZM56 226V228L54 227ZM60 226V227H59ZM99 226V229L101 227L102 231L99 232L100 230L97 229ZM110 226H112L113 228H111ZM163 226V227H162ZM177 226V227H176ZM184 226V227H183ZM213 226V227H212ZM221 226V227H220ZM232 227L230 230L226 227ZM26 228V229H23V228ZM41 227V229H40ZM77 227V228H76ZM80 229H79V228ZM122 227H123V230H122ZM137 227V228H136ZM167 227V228H166ZM172 227V228H171ZM182 228V230L180 228ZM197 227V228H196ZM216 227V228H215ZM13 228V229H12ZM28 228V229H27ZM46 228V229H45ZM65 228V229H64ZM73 228V229H72ZM83 228V229H82ZM111 228V229H109ZM169 228V229H168ZM196 228V229H195ZM216 230H215V229ZM219 228V229H218ZM225 229V233H226V230L229 231L227 233H230V238H229V234L226 235L224 234L223 230L221 229ZM244 228V229H243ZM7 229V230H6ZM32 231H31V230ZM36 229V230H35ZM56 229V230H54ZM68 229L72 230V231H68ZM82 229V230H81ZM86 229V230H85ZM92 229H95L93 230L92 232ZM120 229V230H118ZM125 229V230H124ZM127 229V230H126ZM152 229V230H151ZM172 229V230H170ZM178 229V230H177ZM193 231H192V230ZM198 229V231H197ZM252 229V230H251ZM2 230V231H1ZM30 230V231H29ZM44 230V231H43ZM53 230V232H52ZM65 230V231H64ZM79 230V231H78ZM81 230V231H80ZM134 230V231H133ZM162 230V232H161ZM170 230V231H169ZM186 230V231H185ZM217 230L221 232V234L223 233V237H219V234L217 232ZM259 232H255V231H258ZM10 231V233L8 232ZM14 233H13V232ZM18 231V232H17ZM26 231V232H25ZM36 231V232H35ZM38 231V232H37ZM60 233H59V232ZM91 231V232H90ZM124 231V232H122ZM131 231L133 232L131 233ZM149 231V232H148ZM172 231V232H171ZM182 231V233H181ZM254 232L252 233L253 235H255V239L257 242L260 243V245L262 247L261 250L259 251L257 245L256 247L254 246L253 243V238L252 237V241L250 240L251 236H253L252 234L249 236L248 233L250 232ZM7 232V233H6ZM24 232V233H23ZM29 232V233H28ZM33 232V233H32ZM80 232V234H78ZM94 232H98L97 234L94 233ZM127 232V233H126ZM139 232V233H138ZM144 232V233H143ZM152 232V233H151ZM154 232L156 234H154ZM165 232V233H164ZM167 232V233H166ZM186 232V233H185ZM208 232V233H207ZM210 232V233H209ZM215 232V233H214ZM235 233V234H232ZM246 232H248L246 234ZM35 233V234H34ZM38 233V234H37ZM42 233V234H41ZM46 233H48V235H46ZM52 235H51V234ZM58 233V234H57ZM65 233V234H64ZM91 233H94L93 235H90ZM99 233H102V234H99ZM104 233V234H103ZM125 235H124V234ZM129 233V234H128ZM131 233V234H130ZM136 233V234H135ZM150 235L151 237H149V239H153L151 242L148 243V236L146 237L147 239H142L144 238V235ZM158 233V234H157ZM160 233V234H159ZM163 233V234H162ZM172 233V234H171ZM184 233V234H183ZM193 233V234H192ZM214 233V234H212ZM257 233V235L255 234ZM260 235H259V234ZM18 234V235H17ZM26 234V235H24ZM50 234V235H49ZM60 234V235H59ZM88 234V235H87ZM96 234V236L100 237L99 238H102L101 241L99 240V242L97 240H95L96 243H94V239L93 238H96L97 237L94 235ZM99 234V235H98ZM144 234V235H143ZM166 234V235H164ZM180 234V235H179ZM191 234L193 237H191ZM220 234V235H221ZM9 235V236H8ZM14 235V236H13ZM69 235V236H68ZM75 235V236H74ZM85 235V236H84ZM129 235L131 238H129ZM136 235V236H135ZM141 235V238L139 237ZM145 235V236H146ZM156 235V236H155ZM212 235V236H211ZM226 235V236H225ZM235 235V237H234ZM249 236V239H248V236ZM261 235H263L261 237ZM25 236V238H24ZM42 236V238H41ZM47 236V238H45ZM59 236V237H58ZM79 236V238H78ZM93 236V237H91ZM102 236V237H101ZM169 236V241H166V237ZM178 236V237H177ZM232 236V237H231ZM240 236V237H239ZM247 237V238H243V237ZM257 236V237H256ZM261 237V239H256L258 237ZM18 237V238H16ZM54 237V238H52ZM67 237V239H66ZM70 237V238H69ZM87 237H91L90 239ZM164 237V238H163ZM180 237V238H179ZM195 237V238H194ZM218 237L220 239H218ZM259 237V238H260ZM10 238V239H9ZM16 238V239H15ZM21 241H19L20 239ZM24 238V239H22ZM29 240H28V239ZM42 241H41V239ZM64 238V239H63ZM78 238V239H77ZM105 238V239H104ZM160 238V239H159ZM168 238V237H167ZM177 238V239H175ZM211 238V240H210ZM222 238L224 239L223 241ZM229 238V239H228ZM233 238V239H232ZM238 240L240 238V241H235L234 240ZM16 242H15V240ZM19 239V240H18ZM61 239V240H59ZM66 239V240H65ZM185 239V240H184ZM194 239V240H193ZM226 239V240H225ZM228 239V240H227ZM40 240V241H39ZM44 240V241H43ZM53 240V241H52ZM68 240V241H67ZM87 240L88 242L90 241V243H87ZM137 240V241H136ZM138 240H141L140 242ZM144 240H146L147 242H145ZM176 240V241H175ZM187 240V241H186ZM189 240V241H188ZM217 240H220V241H217ZM245 240V241H244ZM260 240V241H259ZM263 240V241H262ZM28 241V242H27ZM31 241V242H30ZM67 241V242H66ZM74 241V242H73ZM77 241V242H76ZM86 241V242H85ZM103 241V243H102ZM155 241V242H154ZM166 241V242H165ZM238 243V246L241 247V243H242V246L244 245V249L241 247V248H237L238 246L234 245L235 242ZM247 241L250 243H247ZM26 242L28 244H26ZM49 244H48V243ZM84 242V243H83ZM93 242L94 244V247L93 245H91V243ZM99 243V247H98V251L96 250L97 248V245ZM139 242V243H138ZM145 242V243H144ZM157 242V243H156ZM173 242V243H172ZM218 242V245L217 243ZM220 242H223L222 244ZM245 242V243H244ZM251 242H253L251 244ZM33 243V245L31 244ZM34 243L36 244V247L34 245ZM41 243V244H40ZM67 243V244H66ZM70 243V245H69ZM75 246H74V244ZM78 245H77V244ZM142 243V244H141ZM147 243H148V247L152 245V243H154L153 245H155V247H152L151 248H154V249H151L150 247L148 248L147 247ZM234 243V244H233ZM62 245H65V246H61ZM81 244H84L85 246L88 245L90 247V249L88 247H86V255H84L85 252H82L84 251V249H80L79 246H81V248H84V245H81ZM102 244V246H101ZM139 244V245H138ZM144 244L146 247H144ZM150 244V245H149ZM159 244V246H158ZM165 244V245H164ZM196 244V245H195ZM198 244V245H197ZM224 244H226L225 246H228V247H225ZM231 244V245H230ZM240 244V245H239ZM246 244V245H245ZM248 244V245H247ZM258 244V243H256ZM26 245V246H25ZM30 245V246H29ZM51 245V247H50ZM91 245V246H90ZM141 245V246H140ZM143 245V246H142ZM24 246V247H23ZM28 246V247H27ZM35 246V247H34ZM73 246V247H72ZM161 246V247H160ZM164 248H163V247ZM167 246V247H166ZM189 246V247H188ZM201 246V247H200ZM232 246V247H231ZM246 246L247 248L250 246H252L250 249L248 248L249 251H247L246 249ZM28 250L29 247L31 249H29L28 251L24 249L25 253H23L24 251H22L23 249L21 248H25ZM40 247V248H39ZM46 247V248H45ZM50 247V248H49ZM64 247V248H63ZM91 247H93L94 249H92ZM102 247V248H101ZM140 247V248H139ZM157 247L159 249H157ZM219 248V249H215V248ZM222 247V248H220ZM235 247V248H234ZM255 247V248H254ZM20 253L19 252V250ZM37 248V249H36ZM45 248V249H44ZM48 248V249H47ZM76 248L82 252V254H78L77 256H75V254H77V250ZM142 248V249H141ZM166 248V249H165ZM169 248V249H168ZM225 248V249H224ZM229 248V249H228ZM237 248V249H236ZM16 249V250H15ZM36 249V250H35ZM47 249V250H46ZM72 249H75V251L77 253H74L70 250ZM92 249V251H91ZM138 249V250H137ZM149 249V250H147ZM157 249V250H156ZM239 249L242 250V257L241 255L239 256ZM246 249V250H245ZM256 249V250H255ZM258 249V250H257ZM31 250V251H30ZM43 251V250H46V251H43L45 252L44 254L40 252ZM50 250H53V251H50ZM154 250V252L152 251ZM167 250V251H166ZM189 250V251H188ZM220 250V251H218ZM224 250V251H223ZM237 250V251H235ZM244 250V251H243ZM33 251V252H32ZM50 251V252H48ZM58 251V252H57ZM96 253H94V252ZM101 251V252H100ZM110 251V252H109ZM137 251H138V255H137ZM216 251L218 253H222V257H225V254L227 256V258H222L219 259L218 253H216ZM224 254H223V252ZM239 251V252H238ZM253 251V252H252ZM257 251V252H256ZM16 252V253H15ZM18 252V253H17ZM29 252V253H28ZM38 252V253H37ZM54 252V257L51 256L50 254H52ZM65 252V253H63ZM69 253L68 255L66 253ZM79 252V253H80ZM90 252V253H89ZM91 252H92V255H91ZM140 252V253H139ZM152 252V253H151ZM217 254V256L214 254ZM234 252V253H233ZM246 252V253H245ZM250 254H249V253ZM261 252V253H259ZM27 253V254H26ZM57 253V255H55ZM59 253V254H58ZM73 255L71 256L70 255ZM238 253V256H236L235 254ZM248 253V259H245L247 258L245 254ZM252 253V256H257V257H253L252 256H249L251 255ZM258 253V254H257ZM26 254V255H25ZM38 256H37V255ZM42 254V255H41ZM48 254V255H47ZM98 254V255H97ZM136 254V255H135ZM213 254V255H212ZM234 254V255H233ZM241 254V253H240ZM53 255V254H52ZM61 255V256H60ZM91 255V256H89ZM94 255V256H93ZM102 255V256H101ZM106 255V256H105ZM230 255V256H229ZM243 255H244V260H243ZM261 255V256H260ZM40 261H38L36 258ZM55 256H58V257H61L62 260L60 261V258L56 260V257ZM65 256V258H64ZM68 256V258H67ZM74 256V257H73ZM84 259H82L81 257ZM93 256V257H92ZM236 256V257H235ZM43 257V258H42ZM50 257V258H49ZM85 257V258H84ZM96 257V258H95ZM107 257V258H106ZM140 257V258H139ZM215 257V258H213ZM216 257L217 258V261H216ZM239 257L241 260L238 261ZM251 257V258H249ZM16 258V259H15ZM26 258V259H25ZM42 261H41V259ZM45 258V259H44ZM64 258V259H63ZM71 260H70V259ZM86 258H90L89 259V262ZM109 258V259H108ZM113 260H111V259ZM138 258V260H137ZM143 258V259H142ZM208 258V259H207ZM211 258V259H210ZM213 258V259H212ZM231 258V259H230ZM256 259H259L254 261ZM20 259V260H19ZM51 259V260H50ZM82 259V260H81ZM86 259V260H85ZM168 259V260H167ZM182 259V260H181ZM227 259V260H226ZM252 259V260H251ZM261 259V260H260ZM17 260H19L18 262H16ZM31 260V262H30ZM47 260V261H45ZM59 260V261H58ZM70 260V261H69ZM108 260V261H107ZM111 260V261H109ZM140 260V261H139ZM142 260V261H141ZM213 260V261H212ZM219 260V261H218ZM226 260V261H225ZM250 260V261H249ZM29 261V262H28ZM36 261V262H35ZM38 261V262H37ZM45 261V262H44ZM50 261V262H49ZM68 261V262H67ZM211 261V262H210ZM245 261V262H244ZM248 261V262H247ZM263 262V263H260V262ZM47 262V263H46ZM100 262V263H99ZM135 262V263H134ZM180 262V263H179ZM186 262V263H185ZM236 262V263H234ZM242 262V263H241ZM63 263V264H64ZM65 263V264H66ZM84 263V264H85Z\"/></svg>","mask_w":264,"mask_h":264},{"label":"bare ground","instance_id":"6f19581e","mask_svg":"<svg viewBox=\"0 0 264 264\" xmlns=\"http://www.w3.org/2000/svg\"><path fill=\"white\" fill-rule=\"evenodd\" d=\"M10 2L11 1H13V0H9ZM22 1V0H21ZM26 1V0H25ZM35 1V0H34ZM59 1H61V0H59ZM65 1V0H64ZM152 1H155V2H153V6H155L156 7V13H154L155 15H156V17H155V23H156V25H157V29H155V31H154V33L152 32V34H153V36L150 38V35H151V33L149 34V32H148V24H147V22H148V20H149V18H147V21H146V19L144 20V18H143V21H140V23H139V30H138V34H139V36H141V38H143L142 40L144 41V42H142V43H144V46H143V48L140 46V48L143 50V53L141 54L140 52H142V51H140V52H138V53H140L141 55H142V58H141V56L140 57H138L137 55V57L138 58H141V59H139V60H137L135 63L133 62V65L134 66H132L133 68L132 69H130V71L128 72V74H127V76H126V79H124L122 82H121V84L116 88V89H114V83H115V81H116V79H119L121 76H123L124 74H125V72H126V69H127V67L126 68H124V69H119L118 71H116L117 70V67L120 65V61H119V63H118V65H117V67H116V69L114 70V72H113V74H111L112 75V77L110 78V80H109V83H107V84H105V87H104V89L101 91V94H100V98L97 100V104H95L94 105V103H93V107L95 106V122L94 123H92V124H90V125H92V126H87V127H94L95 128V133H96V138L94 137L95 135H92V134H90V135H92L93 137H92V139L93 138H95L93 141H95L97 144H98V142L100 141V143L97 145L98 146V148H97V150H95L96 152V154H98V157H97V155H94V151H93V155H92V151L90 152L89 150H93V148L94 147H97L95 144V142H94V144H93V146H89L90 144H91V141L92 140H90L89 138V140H90V144H88V143H80V144H76L77 142H78V139L80 138V137H78V136H75V138H70V140L68 141V144H69V146L71 147V150H73V148L74 149H81V148H83V149H86L85 147H90L89 149H87V151H86V153L87 152H90L91 154H89V156H91V157H89V159H90V164H91V166H90V164H88V161H89V159L87 158L88 156V153H87V155L84 153L85 152V150L82 152V153H84V154H82L83 155V159H87L86 160V165L84 164V160H83V162H82V164H80V167H81V169H82V172H84V174H82V172H81V170H80V168H75V167H73L74 165H73V163L72 162H74L75 161V158L74 157H76L77 155H76V153L74 154V155H71V156H69V155H64V153L63 154H61L60 152H62L61 151V149L59 148L60 146H57V148H55L54 147V145H52V144H50V143H48L47 142V140L49 139H45L46 140V142L45 143H47V144H49L48 146H45V144L44 145H42L41 144V146H45V147H42L41 149H40V156L41 157H44V159L46 160H48V159H50V157L51 158H54L55 159V157H58V158H60V155H61V158H60V160L58 161V163L57 162H54L53 160L54 159H50V162H48V161H46V162H48L49 164H47V165H49L50 166V168H52V170H55V171H60L63 167H65L64 169H67L66 168V166H72V174L71 175H73V176H75L76 177V179H78L79 180V178L81 179V177H85V178H83L82 180V182L85 184V192H86V190H87V192L88 193H85L86 195L88 194L89 196L91 195V194H93V195H96V193H97V191H99V189L100 190H102L101 188H102V186H101V188H99L100 187V183L102 184V182L103 181H105L106 180V176H104L103 177V175L105 174L104 172H102V175L100 174V178L101 177H103L105 180H101L100 178H99V166L101 165H103V166H105V164L107 163H109V162H104V161H102V159L103 160H111L110 158H108V156L113 152V154H115V155H117V153H119L118 155H119V157L120 156H122V159H120L121 161L120 162H122V161H124V164H125V160H123V157H126V155H131V154H136V155H138L137 156V160H138V163L136 162V164H135V162H134V164L136 165V167L138 166V164H140V167H143V168H141V170H143V171H141V177H140V179L141 180H147L148 181V183H149V186L151 187L152 186V189H153V186L157 183V180L159 179V181L161 180V181H163L164 183H166L167 185H169V189H171V190H173V191H175L176 190V200L178 201V198H180L181 199V188H182V186H184L185 184H188L187 182H189V176L186 174H183V172H182V169H183V165H185V164H187V168H188V166L189 165H194V164H196V163H199L198 165L199 166H201L202 168H203V171H205V173H207V174H205L204 173V175L206 176V179H208L207 181H209L208 183H210V180H212V179H209L208 177H207V175L210 173V174H212V176H213V178H216V180H218V179H220V181H218L219 183L221 182V179L223 180V179H225V172L230 168V167H239L240 165H241V163H242V161L240 162V156L238 155L239 153H236L235 151H236V149L234 148V147H232L233 145H232V143H230L229 142V140H230V138H229V140L227 139V138H224V137H222L221 139H220V141H219V146L217 147V144H218V142H215L214 141V134H212L213 135V140H212V142L210 143V141H209V139L207 138V136H206V131H208L209 130V123H208V121H209V118H210V116H211V112L209 111H206V112H208L207 114H205V115H200L201 113H202V111H203V109L204 108H209L211 111H212V114L214 113V110H217L218 109V106L221 104V102H220V99H222L221 97H224L223 96V94L225 93V92H227V95H229L230 97H232L233 96V93H231V90L232 89H236L237 91H238V89H237V85H235V84H233L234 83V78H235V76H236V74H239V76L241 77V79H242V82L245 84L244 85V91H245V93H246V96L248 97V98H250L249 100H251V98H252V94H254V93H256V92H258V94L259 93H261V95H262V93H264V84L262 85V84H259V82L261 81L262 83H264V80H263V77H264V0H173L172 2H170V7H169V11L171 12V14H168V15H164L163 13H162V10H164L163 8L164 7H166V6H163V8H162V3H161V5L159 4V3H157L156 1L157 0H152ZM171 1V0H170ZM36 2V1H35ZM159 2H163V1H160L159 0ZM168 2V1H167ZM23 3H25V2H23ZM39 3V2H38ZM56 3V2H55ZM62 3V2H61ZM66 3V2H65ZM64 3V4H65ZM21 4V3H20ZM31 4H32V2H31ZM60 4V3H59ZM68 4V3H67ZM99 4V3H98ZM11 5V4H10ZM9 5V6H10ZM26 5H27V3H26ZM30 5V4H29ZM37 5V4H36ZM66 5V4H65ZM164 5V4H163ZM21 6V5H20ZM32 6V5H31ZM38 6V5H37ZM56 6H58V5H56ZM24 7V6H23ZM26 7V6H25ZM23 8V9H26V8ZM33 7V6H32ZM35 7V6H34ZM39 7V6H38ZM55 7V6H54ZM61 7V6H60ZM59 7V8H60ZM82 7V6H81ZM84 7V6H83ZM98 7V6H97ZM96 7V8H97ZM48 8V7H47ZM64 8H66L68 11H70L69 9H68V7H64ZM64 8H63V10H64ZM95 8V9H96ZM21 9H22V7H21ZM22 9V10H23ZM30 9V8H29ZM32 9H35V8H32ZM37 10H38V8H36ZM55 9V8H54ZM82 9V8H81ZM48 10V9H47ZM78 10V9H77ZM85 10V9H84ZM148 10V9H147ZM150 10V9H149ZM153 10V9H152ZM165 10H166V8H165ZM167 10H168V8H167ZM12 11V10H11ZM17 11V10H16ZM31 11V10H30ZM49 11V10H48ZM61 10H59V12H60ZM68 11H66V12H68ZM73 11V10H72ZM76 11V9H74V12ZM78 11H81V10H78ZM83 11V10H82ZM23 12V11H22ZM36 12V11H35ZM38 13H39V11H37ZM58 12V11H57ZM57 13L58 15L59 14H61V13ZM77 12V11H76ZM84 12V11H83ZM86 12V11H85ZM87 12H88V10H87ZM92 12V11H91ZM13 13H14V11H13ZM18 13H19V11H18ZM18 13H15V14H18ZM34 13V12H33ZM41 13V12H40ZM48 13V12H47ZM63 13V12H62ZM79 13V12H78ZM92 13H94V12H92ZM145 14H148L149 12L147 11V13L146 12H144ZM21 14H23V13H21ZM21 14H19L20 16H22ZM25 14V13H24ZM23 14V15H24ZM27 14V13H26ZM26 14H25V16H23L24 18H26ZM29 14V13H28ZM27 14V15H28ZM35 14V13H34ZM37 14V13H36ZM51 14V13H50ZM50 14H45V15H48V17H50L51 15ZM71 14H72V12H71ZM84 14V13H83ZM82 13H81V16L83 15ZM144 14V17H146V16H149V15H145ZM30 15V14H29ZM41 15V14H40ZM50 15V16H49ZM63 15V14H62ZM69 16H70V13L68 14ZM73 15V14H72ZM75 15V14H74ZM85 15V14H84ZM83 15V16H84ZM127 15H128V20H129V22H131V23H134V22H139L138 21V15H137V13L136 12H133V11H131V10H129L128 12H127ZM151 15V14H150ZM153 15V14H152ZM17 17V18H21V17ZM36 16V15H35ZM44 16V15H43ZM57 16V15H56ZM64 16V15H63ZM80 16V19L83 17H81ZM143 16V15H142ZM165 16V17H164ZM31 17H32V14H31ZM47 17V16H46ZM65 17V16H64ZM63 17V18H64ZM66 17H67V15H66ZM65 17V18H66ZM98 17V16H97ZM96 17V18H97ZM166 18L165 20H164V18ZM37 18H39V20H40V18H41V16L39 17V15H37ZM54 18H56L57 19V17H54ZM58 18H59V16H58ZM60 18H62L61 17V15H60ZM78 18V17H77ZM84 18V17H83ZM82 18V19H83ZM86 18V17H85ZM152 18V17H151ZM22 20H23V18H21ZM29 18L27 17V20H28ZM34 19H35V21H36V18L34 17ZM43 19H45V17L44 18H42V20ZM74 19V18H73ZM142 19V18H141ZM55 20V19H54ZM58 20H60V19H58ZM62 20V19H61ZM64 20V19H63ZM66 20H68L67 18H66ZM85 20V19H84ZM88 20H90V19H88ZM98 21V18L97 19H95V21ZM140 20V19H139ZM153 20H154V18L152 19V22L151 23H154L153 22ZM30 21V20H29ZM32 21V20H31ZM30 21V22H31ZM41 21V20H40ZM45 21V20H44ZM49 21V20H48ZM74 21H75V19H74ZM83 21V20H82ZM81 21V22H82ZM96 21V22H97ZM151 21V20H150ZM30 22H29V28H31V26H30ZM32 22H34V21H32ZM37 22H39L38 21V19H37V21H36V24H37ZM46 22V21H45ZM53 22H56V21H53ZM58 22V21H57ZM68 22V21H67ZM73 22V21H72ZM21 23V22H20ZM26 23V25H27V23L28 22H25ZM59 23L61 24V22L59 21ZM58 23V24H59ZM70 23V22H69ZM79 24H81L80 22H78ZM77 23V24H78ZM85 23L86 22H84V25H85ZM89 23V22H88ZM87 23V24H88ZM10 24H12V23H10ZM36 24L34 25V26H36ZM39 24V23H38ZM38 24H37V26L36 27H34L35 28V30L37 31V27L39 28V26H42V25H39L38 26ZM40 24H41V22H40ZM50 24V28H48L49 26H47V24H46V26H47V29H49V33H50V29L52 28L51 27V23H49ZM58 24H57V26H58ZM59 24V26L61 27V25ZM72 24V23H71ZM83 24V23H82ZM90 24H92L91 23V21H90ZM89 24V25H90ZM21 25H24V24H21ZM25 25V26H26ZM89 25H86L84 28H86L87 26L89 27ZM95 25H97V23H95ZM95 25H93V26H95ZM133 25V24H132ZM155 25V26H156ZM45 26V27H46ZM52 26H53V23H52ZM153 26V25H152ZM24 27V26H23ZM81 27V26H80ZM80 27H78V28H80ZM151 27V26H150ZM26 29V30H28V32H29V30L30 29ZM33 28V29H34ZM42 28V27H41ZM62 28V27H61ZM77 27H76V31H77V29H78ZM83 28V27H82ZM90 28V27H89ZM91 28H93L92 26H91ZM94 28H96V27H94ZM135 28V27H134ZM24 29V28H23ZM33 29H31L32 31H33ZM47 29H45L46 31H41L40 32V34H44V33H42V32H47ZM54 29V28H53ZM138 29V28H137ZM136 29V30H137ZM152 29L154 30V28L152 27ZM31 30H30V32H31ZM52 30V29H51ZM55 30V29H54ZM54 30H53V32H54ZM57 30V29H56ZM55 30V31H56ZM82 30V29H81ZM25 31V30H24ZM40 31V30H39ZM63 32L64 31H66V30H62ZM84 31H86V30H84ZM26 32V31H25ZM28 32H26L27 34H28ZM61 32V31H60ZM77 32H79V29H78V31ZM76 32V33H77ZM25 33V34H26ZM34 32H32V34H33ZM36 33V32H35ZM38 33V32H37ZM49 33H48V36H50L49 35ZM74 33L75 32H72L71 34H73V37H74ZM80 33V32H79ZM81 33H83V32H81ZM26 34V35H27ZM47 34V33H46ZM69 34V33H68ZM114 34V33H113ZM113 34H111V35H113ZM23 35V34H22ZM30 35V34H29ZM29 35H27L28 37H29ZM55 35H58V31H57V34H53V36H54V38H56V36ZM75 35H77V34H75ZM31 36H33V35H31ZM59 36H61V35H59ZM68 36V35H67ZM70 36V35H69ZM68 36V37H69ZM72 36V35H71ZM78 36V35H77ZM87 36V35H86ZM115 36V35H114ZM114 36H112V37H114ZM138 36V35H137ZM138 36V37H139ZM21 37H23V36H21ZM26 37V36H25ZM34 37V36H33ZM46 37H47V35H46ZM76 37V36H75ZM31 38V37H30ZM49 38V37H48ZM53 38V39H54ZM59 38V37H58ZM57 38V39H58ZM81 38V37H80ZM59 39H61V37L59 38ZM64 39V41H65V38H63ZM67 39V38H66ZM70 39V38H69ZM73 39V38H72ZM75 39V38H74ZM113 40H114V38H112ZM35 40V39H34ZM50 40H52V38L50 39ZM71 40V39H70ZM58 41H61V40H58ZM105 41V40H104ZM115 41H116V39H115ZM30 42H32V40H30ZM68 42V41H67ZM33 43H34V41H33ZM60 43V42H59ZM62 43V42H61ZM65 43H66V41H65ZM72 43V42H71ZM74 43V42H73ZM81 44V43H80ZM103 44H104V42H103ZM102 44V45H103ZM42 46V45H41ZM63 46V45H62ZM104 46H105V44H104ZM43 47V46H42ZM69 47V46H68ZM112 47V46H111ZM111 47H109V49H108V51L111 49L112 50V48ZM137 47V46H136ZM63 48V47H62ZM75 48V47H74ZM115 48V47H114ZM113 48V49H114ZM118 48V47H117ZM138 49H139V47H137ZM114 50H116V49H114ZM113 50V53H115V51ZM43 51H44V47H43ZM78 51V50H77ZM107 51V52H108ZM111 52V51H110ZM138 53H136V54H138ZM39 54V53H38ZM37 54V55H38ZM41 54V53H40ZM43 54V53H42ZM45 54V53H44ZM43 54V55H44ZM68 54V53H67ZM107 53H105V55H106ZM116 54V53H115ZM46 55H48V54H46ZM46 55H44V56H46ZM69 55V54H68ZM92 55V54H91ZM104 55V56H105ZM107 55H109V54H107ZM42 56V55H41ZM53 56V55H52ZM85 56V55H84ZM114 56V55H113ZM38 58H40V56H37ZM36 57V58H37ZM109 57V56H108ZM118 57V56H117ZM116 56H115V58L114 59H116L117 58ZM256 57H258V59L256 58ZM48 58V57H47ZM50 59H51V57H49ZM48 58V59H49ZM54 58H55V56H54ZM104 58V57H103ZM113 58V57H112ZM121 58V57H120ZM42 60H43V58H41ZM39 60V59H37V61L39 62V61H42V60ZM46 59V58H45ZM49 59V60H50ZM56 59H57V57H56ZM56 59H54L55 61H56ZM105 60H107L106 59V57L104 58ZM104 59H103V61H104ZM113 59V60H114ZM137 59V58H136ZM255 59H257V64L255 63ZM34 60V59H33ZM47 60V59H46ZM46 60H43L44 62L46 61ZM52 60V59H51ZM54 60H52L53 62H54ZM65 60H67V59H65ZM64 60V61H65ZM76 60V59H75ZM121 60V59H120ZM78 61V60H77ZM93 61V60H92ZM98 61V60H97ZM112 61V60H111ZM33 62H36L35 60L33 61ZM32 62V63H33ZM51 62V61H50ZM58 62V61H57ZM82 62V61H81ZM91 62V61H90ZM108 61H106V63H107ZM84 63V62H83ZM102 63V62H101ZM33 64H36L37 65V63H33ZM46 64V63H45ZM66 64H67V62H66ZM70 64V63H69ZM77 64V63H76ZM91 64V63H90ZM38 65H40V64H38ZM78 65H79V63H78ZM78 65H77V67H78ZM107 65L110 67V65L107 63ZM112 65H114V64H112ZM254 65V67L252 68V66ZM31 66V65H30ZM80 66V65H79ZM125 66V65H124ZM248 66V67H247ZM34 67H36V66H34ZM66 67H68V65L66 66ZM76 67V68H77ZM88 67H89V65H88ZM88 67H87V69H88ZM96 67V66H95ZM113 66H111V68H112ZM90 68V67H89ZM34 69H36V68H34ZM47 69V68H46ZM107 69V68H106ZM37 70H38V68H37ZM70 70V69H69ZM112 70V69H111ZM111 70H109V72L111 71ZM128 70V69H127ZM252 70H254L255 71V73H256V77H257V84H256V86L254 87V88H249V86L253 83V81H252V79L250 78V73H251V71ZM65 71H67L66 70V68H65ZM37 72V71H36ZM51 72H52V69H51ZM50 72V73H51ZM68 72V71H67ZM35 73V72H34ZM55 73V72H54ZM62 73H63V71H62ZM65 73V72H64ZM91 73V72H90ZM106 73V72H105ZM66 74V73H65ZM74 74V73H73ZM35 75V74H34ZM43 75V74H42ZM45 75V74H44ZM43 75V76H44ZM48 75H51V74H48ZM64 75V74H63ZM96 75V74H95ZM107 75H108V73H107ZM65 76V75H64ZM35 77V76H34ZM75 77V76H74ZM45 78V77H44ZM51 78V77H50ZM63 78V77H62ZM106 78H108V76L106 77ZM125 78V77H124ZM47 79V78H46ZM55 79V78H54ZM92 79V78H91ZM240 79V80H241ZM32 80V79H31ZM53 80V79H52ZM77 80V79H76ZM107 80V79H106ZM188 81V83L187 82H185V81ZM101 81V80H100ZM33 82V81H32ZM51 82V81H50ZM81 82V81H80ZM236 82H237V80H236ZM71 83V82H70ZM33 84V83H32ZM43 84V83H42ZM54 84V83H53ZM78 84V83H77ZM117 84V83H116ZM238 84V83H237ZM81 85V84H80ZM94 86V85H93ZM82 87V86H81ZM102 89V88H101ZM100 89V90H101ZM88 92V91H87ZM232 92H233V90H232ZM239 92V91H238ZM95 93V92H94ZM229 93V94H228ZM257 94V93H256ZM97 95V94H96ZM236 95V94H235ZM260 95V94H259ZM99 95H97L96 96V98L95 99H97V97H98ZM258 96V95H257ZM225 97H227V96H225ZM234 97V96H233ZM232 97V98H233ZM237 97V96H236ZM190 98H193V100H196V102H197V105L195 106V107H192V105L190 104H188L189 102H188V100L190 99ZM260 98V97H259ZM224 99V98H223ZM237 99V98H236ZM101 100H103L100 104H98V102L99 101H101ZM225 100V99H224ZM223 100V101H224ZM13 101V100H12ZM20 101V100H19ZM18 101V102H19ZM227 101V100H226ZM228 101H229V99H228ZM230 101H231V99H230ZM238 101H240L239 99H238ZM252 101V100H251ZM254 101V100H253ZM252 101V102H253ZM258 102H259V99L257 100ZM261 101V100H260ZM11 102V101H10ZM15 102V101H14ZM13 102V103H14ZM34 102V101H33ZM96 102V101H95ZM123 102H125V106H124V109H125V107H126V109L124 110L122 107H120V108H122L125 112L122 114V115H124L123 117H121L122 115H121V113L123 112V110H121V113H119V111H118V106L117 105H121V104H123ZM248 102V101H247ZM250 102V101H249ZM248 102V103H249ZM256 102V101H255ZM35 103V102H34ZM239 103H241V102H239ZM8 104H9V102H8ZM12 104V103H11ZM17 104V103H16ZM20 104V103H19ZM37 104V103H36ZM35 104V105H36ZM92 104V103H91ZM230 104V103H229ZM242 104V103H241ZM250 104V103H249ZM28 105V104H27ZM231 105H232V103H231ZM245 105H246V102H245ZM260 106H261V104H259ZM9 106H10V104H9ZM16 106V105H15ZM31 106V105H30ZM38 106V105H37ZM54 106V105H53ZM244 106V105H243ZM249 106V105H248ZM247 106V107H248ZM251 106L252 105H250V108H251ZM254 106L256 107V105L254 104ZM259 106V107H260ZM13 107H14V105H13ZM16 107H19L20 108V106L18 105V106H16ZM25 106H23V108H24ZM61 107H63V106H61ZM22 108V107H21ZM20 108V111L22 110ZM70 108V107H69ZM83 108V107H82ZM220 108V107H219ZM253 108V107H252ZM251 108V109H252ZM13 109H16V108H13ZM12 109V110H13ZM36 109V108H35ZM50 109V108H49ZM73 108H70V110H72ZM222 109V108H221ZM256 109H258V108H256ZM260 109V108H259ZM17 110H18V108H17ZM25 110H26V108H25ZM34 110V109H33ZM37 110V109H36ZM41 110L42 109H40V112H41ZM56 110V111H55ZM57 110L59 111L60 109H57V108H54V112H57ZM64 110V109H63ZM63 110H62V112H63ZM120 110V109H119ZM234 110V109H233ZM253 110H255V109H253ZM253 110H251V111H253ZM262 110V109H261ZM11 111V110H10ZM10 111H8V112H10ZM15 111V110H14ZM20 111H18V113L17 114H19V112ZM24 111V110H23ZM23 111H21V112H23ZM28 113H29V111L28 110H26ZM38 111H39V109H38ZM75 111V110H74ZM205 111V110H204ZM246 111V110H245ZM256 111V110H255ZM258 111V110H257ZM16 112V111H15ZM25 112V111H24ZM23 112V113H24ZM37 112V111H36ZM36 112H35V116H36ZM44 112V111H43ZM42 112V113H43ZM46 112V111H45ZM71 111H69V113H70ZM73 112V111H72ZM92 112H93V110H92ZM201 112V113H200ZM249 112V111H248ZM13 113V112H12ZM48 113V112H47ZM50 113H52V112H50ZM59 113V112H58ZM74 113V112H73ZM81 113H82V111H81ZM85 113V112H84ZM257 113V112H256ZM261 113V112H260ZM7 114V113H6ZM31 114V112L29 113V115ZM49 114V113H48ZM47 114V115H48ZM63 114V113H62ZM68 114V113H67ZM75 114H76V111H75ZM90 114H92V113H90ZM218 114H219V112H218ZM248 114V113H247ZM10 115H11V113H10ZM21 114H19V116H20ZM24 115H26V113L24 114ZM23 115V116H24ZM33 115V114H32ZM45 115H46V113H45ZM54 115H56V113H54ZM64 115V114H63ZM71 115H72V113H71ZM74 115V114H73ZM77 115V114H76ZM221 115V114H220ZM223 115V114H222ZM250 115V114H249ZM252 116H253V114H251ZM257 115V114H256ZM256 115H254V116H256ZM261 115V114H260ZM34 116V115H33ZM32 116V117H33ZM34 116V117H35ZM40 116H44V115H41V113H40ZM53 116V115H52ZM51 116V118H53V119H58V121H59V119L60 118H62L63 120H61V121H66L67 119L69 120L70 119V117H69V115L67 116V117H69V118H67V119H65V118H63V116H61L60 115V118L59 117H52ZM59 116V115H58ZM80 116V115H79ZM82 116V115H81ZM81 116H80V118H81ZM86 116V115H85ZM91 116V115H90ZM251 116V117H252ZM258 116V115H257ZM15 117H16V115H15ZM45 117V116H44ZM43 117V118H44ZM49 117H50V115H49ZM64 117H66V115H64ZM72 117V116H71ZM75 119H76V117L75 116H73ZM261 117H264V116H261ZM38 118H39V116H38ZM42 118V119H43ZM48 118V117H47ZM47 118H45V119H41V121L42 122H44L45 120H47L48 121V119ZM73 118V119H74ZM85 119H81V121L79 122V123H81V125H85V124H83V123H88V121H86V119L87 118H89V115L88 116H86V117H84ZM121 118V119H120ZM127 118L129 119L128 120V122L131 120V123H130V125H132L131 127H130V125H129V123L127 122ZM250 118V117H249ZM257 118V117H256ZM258 118H259V116H258ZM21 119V118H20ZM57 119H56V121H57ZM77 119H79V117L77 118ZM119 119V120H118ZM213 119V118H212ZM220 119V118H219ZM237 119V118H236ZM23 120H25V119H23ZM50 118H49V121L48 122H50ZM84 120V121H83ZM88 120V119H87ZM248 120H250V119H248ZM252 120V119H251ZM259 122H260V120L259 119H257ZM257 120H254V121H256V123H257ZM5 121V120H4ZM10 121V120H9ZM27 121V120H26ZM47 121H45V123L47 122ZM51 121H53V120H51ZM72 121V120H71ZM71 121H69V122H71ZM74 122H76L75 124H78V120H73ZM86 121V122H85ZM89 121H90V118H89ZM47 122V124H48V126H49V123ZM55 122V121H54ZM54 122H52V123H54ZM68 122V123H69ZM73 122V123H74ZM243 123L244 121H242V119H240V123ZM4 123H6V122H4ZM22 123H23V121H22ZM26 123V122H25ZM58 123V122H57ZM66 124H64V127H65V125L67 126V122H65ZM3 124V123H2ZM10 124V123H9ZM14 124V123H13ZM16 124V123H15ZM20 124V123H19ZM44 124V123H43ZM59 124H61V122L59 123ZM70 124V123H69ZM75 124H74V126H75ZM214 124V123H213ZM255 124V123H254ZM253 124V125H254ZM258 124V123H257ZM5 125V124H4ZM31 125V124H30ZM58 125V124H57ZM73 125V124H72ZM81 125H79L78 127H80ZM249 125V124H248ZM260 125H262V124H260ZM260 125H258V126H260ZM1 126V125H0ZM7 126V125H6ZM20 126V125H19ZM51 126V125H50ZM54 126V125H53ZM61 126V125H60ZM70 127H71V124L69 125ZM68 126V127H69ZM77 126V125H76ZM252 126V125H251ZM263 126V125H262ZM4 127V126H3ZM2 127V128H3ZM20 127H22V126H20ZM25 127H26V125H25ZM30 127H32V126H30ZM34 127V126H33ZM56 127V126H55ZM59 127V126H58ZM86 127V125L85 126H83V128H84V132H85V129L87 128H85ZM213 127V126H212ZM243 127V126H242ZM255 127V126H254ZM11 128V127H10ZM27 128H28V126H27ZM48 128H50V127H48ZM62 128H63V125H62ZM65 128H67V127H65ZM64 128V129H65ZM76 128V127H75ZM82 128V129H83ZM89 128H87V129H89ZM219 128V127H218ZM256 128V127H255ZM254 128V129H255ZM264 128V127H263ZM262 128V129H263ZM29 129V128H28ZM27 129V130H28ZM31 129V128H30ZM53 129V128H52ZM78 129H80V128H78ZM82 129H80V130H82ZM91 129V128H90ZM211 129V128H210ZM233 129H234V127H233ZM258 129V128H257ZM20 130V129H19ZM26 130V131H27ZM33 130V129H32ZM49 130H51V129H49ZM68 130V129H67ZM77 130V129H76ZM76 130H75V133H76ZM232 130V129H231ZM256 130V129H255ZM29 131V130H28ZM35 131V130H34ZM40 131V130H39ZM42 131V130H41ZM83 131V130H82ZM88 131V130H87ZM223 131V130H222ZM260 131V130H259ZM258 131V132H259ZM264 131V130H263ZM1 132V131H0ZM20 132V131H19ZM23 132H25V131H23ZM22 132V133H23ZM38 132V131H37ZM63 132V131H62ZM61 132V133H62ZM65 132H66V130H65ZM64 132V133H65ZM210 132V131H209ZM212 132V131H211ZM225 132H226V130H225ZM261 132V131H260ZM21 133V132H20ZM21 133V134H22ZM27 133V132H26ZM25 133V134H26ZM74 133V132H73ZM74 133V134H75ZM81 133V132H80ZM83 133V132H82ZM90 133V132H89ZM230 133V132H229ZM256 133V132H255ZM2 134H3V132H2ZM5 135H6V133H4ZM3 134V135H4ZM25 134H23V135H25ZM29 134V133H28ZM70 134V133H69ZM235 134V133H234ZM81 135V134H80ZM79 135V136H80ZM86 135V134H85ZM98 135L100 136V137H98ZM254 135V134H253ZM28 136V135H27ZM44 136V135H43ZM47 136H48V134H47ZM50 136V135H49ZM233 136V135H232ZM15 137V136H14ZM71 137V136H70ZM215 137H217V135L215 134ZM3 138V137H2ZM33 138V137H32ZM45 138V137H44ZM43 138V139H44ZM47 138V137H46ZM233 138V137H232ZM11 139V138H10ZM14 139V138H13ZM29 139V138H28ZM75 139V140H74ZM99 141H98V140ZM16 140H17V138H16ZM217 140V139H216ZM14 141V140H13ZM25 141V140H24ZM35 141V140H34ZM76 141V142H75ZM82 141V140H81ZM3 141H1V143H2ZM7 142V141H6ZM15 142V141H14ZM18 142V141H17ZM17 142H15V143H17ZM236 142V141H235ZM0 143V144H1ZM4 143V142H3ZM2 143V144H3ZM20 143V142H19ZM52 143V142H51ZM66 143V142H65ZM171 143V144H170ZM172 143H173V146H174V148H175V150H176V154H174L175 156H177L179 159H180V165H182V168L181 169H179V168H175L174 166H176V162H173V161H175V160H173L172 161V159L170 158V151H171V149H170V145H172ZM38 144V143H37ZM10 145V144H9ZM14 145V144H13ZM24 145V144H23ZM92 145V144H91ZM95 145V146H94ZM153 145V147H151ZM236 145V144H235ZM234 145V146H235ZM3 146H4V144H3ZM16 146V145H15ZM18 146V145H17ZM110 146V147H109ZM241 146V145H240ZM11 147V146H10ZM33 147H36V146H33ZM38 147H40V146H38ZM93 147V148H92ZM149 147H151L152 149V152H153V149H154V151H158V153H159V159H158V155H157V157L156 156H150V155H153V153L152 154H149L148 153V150L151 152V150L150 149H148ZM217 147V148H216ZM23 148V147H22ZM158 148V149H157ZM173 148V149H174ZM2 149H4V148H2ZM17 149V148H16ZM26 149H28V148H26ZM25 149V150H26ZM38 149V148H37ZM38 149V150H39ZM64 149V148H63ZM94 149H96V148H94ZM157 149V150H156ZM247 149H249V148H247ZM23 150V149H22ZM32 150H34V148L32 149ZM65 150V149H64ZM9 151V150H8ZM24 151V150H23ZM28 151V150H27ZM49 151V152H48ZM246 151V150H245ZM260 151V150H259ZM2 152H3V150H2ZM26 152V151H25ZM25 152H22V153H24L23 155H26L27 153H25ZM31 152H33V151H31ZM64 152H66V150L64 151ZM69 152H70V149H69ZM73 152V151H72ZM247 152V151H246ZM246 152H244L245 154H246ZM6 153V152H5ZM12 153V152H11ZM14 153V152H13ZM34 153V152H33ZM32 153V154H33ZM71 153V152H70ZM110 153V154H109ZM155 153V152H154ZM158 153H156V154H158ZM172 153V152H171ZM7 154V153H6ZM36 154V153H35ZM69 154V153H68ZM113 154H111L112 156H113ZM156 154H154V155H156ZM0 155H1V153H0ZM13 155V154H12ZM28 155H29V153H28ZM27 155V156H28ZM31 155V154H30ZM59 155V156H58ZM85 155V156H84ZM115 155L113 156L114 158H115ZM136 155H135V157L134 156H132L133 157V159L135 158V160H136ZM172 155V154H171ZM197 155H201L199 158H198V160H199V162H196L195 160L197 159ZM244 155V154H243ZM260 155V154H259ZM264 155V154H263ZM263 155H260V156H263ZM2 156H4V153H2ZM6 156V155H5ZM10 156H11V154H10ZM22 156V155H21ZM33 156H35V155H33ZM55 156V157H54ZM73 156V157H72ZM29 157V156H28ZM100 157V158H99ZM154 157V159H155V157L157 158V160L156 161H154V162H157L158 164H156L158 167H156V169L154 170V169H152V170H149L150 169V166H152V165H150L148 162V160H150L151 158H153ZM244 157V156H243ZM247 159H251V155H250V153H247L246 154V156H245ZM257 157V156H256ZM9 158V157H8ZM12 158H14L13 156H12ZM58 158L57 159H55V161L56 160H58ZM130 158H131V156H130ZM129 158V159H130ZM176 158V157H175ZM217 159V160H215V159ZM242 158V157H241ZM257 158H260V157H257ZM117 159V158H116ZM119 159V158H118ZM125 159V158H124ZM127 159H128V157H127ZM126 159V160H127ZM146 159V160H145ZM154 159H152V160H154ZM10 160V159H9ZM8 160V161H9ZM25 160H27V159H25ZM74 160V161H73ZM151 160V162L150 163H153V165H154V162ZM244 160V159H243ZM252 160V159H251ZM1 161V160H0ZM99 161H101V162H103V163H101L100 165H99ZM114 161V160H113ZM144 161L146 162V161H148V162H146V164L144 163ZM249 161V160H248ZM256 161V160H255ZM264 161V160H263ZM12 162V161H11ZM110 162H112V160L110 161ZM131 164L133 163V160H130L129 161ZM173 162V163H172ZM179 162V161H178ZM252 162V161H251ZM258 162H262V160L261 161H259L258 160ZM7 163V162H6ZM9 163V162H8ZM23 163H26V162H23ZM44 163V162H43ZM123 163V162H122ZM147 163H148V167H146V165H147ZM250 162H248V164H249ZM10 164V163H9ZM38 164V163H37ZM40 164H42V163H40ZM106 164V166H109L110 167V169H111V171L109 170V172H112V165H113V168H116V164H115V167H114V164H110V165H107ZM251 164V163H250ZM260 164V163H259ZM1 165V164H0ZM11 165H12V163H11ZM17 165V164H16ZM45 165V164H44ZM79 165V164H78ZM77 165V166H78ZM130 165V164H129ZM150 165V166H149ZM254 165V164H253ZM10 166V165H9ZM37 166V165H36ZM39 166V165H38ZM76 166V167H77ZM119 166V165H118ZM118 166H117V168H118ZM125 166V165H124ZM14 167V166H13ZM40 167H42L41 165H40ZM43 167H45V166H43ZM79 167V166H78ZM134 167V166H133ZM140 167H137V170H139L138 168H140ZM155 167V166H154ZM179 167H181V166H179ZM200 167V168H201ZM38 168V167H37ZM68 168H70V167H68ZM104 168V167H103ZM106 168H108V167H106ZM125 168H128L127 166L125 167ZM191 168V167H190ZM196 168V167H195ZM199 168V169H200ZM32 169V168H31ZM35 169V168H34ZM44 169V168H43ZM64 169H62V170H64ZM91 169V171L89 172V170ZM134 169H136V168H134ZM149 170L148 172L146 171V170ZM192 169H194V167H192ZM238 169V168H237ZM33 170V169H32ZM49 170H51V169H48V171ZM101 170H103L102 169V167H101ZM105 170V169H104ZM107 170V171H108ZM119 171L118 169H115V170H113V174H115V173H117V172H115V171ZM127 171H128V169H126ZM131 170H132V168H131ZM184 170V169H183ZM208 170V171H207ZM4 171V170H3ZM36 171V170H35ZM54 171V172H55ZM65 171V170H64ZM64 171H60V172H64ZM67 171V170H66ZM136 170H134V172H135ZM202 171V172H203ZM210 171V172H209ZM237 171V170H236ZM243 171V170H242ZM23 172V171H22ZM28 172H32V171H28ZM27 172V173H28ZM34 172V171H33ZM51 171H49V173H50ZM60 172H59V174H60ZM80 172H81V174H80ZM126 172V171H125ZM139 172V171H138ZM185 172V171H184ZM189 172V171H188ZM192 172V171H191ZM26 173V174H27ZM30 173H29V175H30ZM48 173V174H49ZM89 173V174H88ZM104 173V174H103ZM128 173V172H127ZM136 173V172H135ZM134 173V174H135ZM186 173V172H185ZM196 173V172H195ZM194 173V174H195ZM32 174V173H31ZM34 174V173H33ZM56 174V175H55ZM55 174H52V184L54 185V183H53V181L54 180H56V181H58V182H62V180L60 179V176L59 175H57V173L55 172ZM61 174H63V173H61ZM92 174V175H91ZM109 174H112V173H109ZM128 174H130V173H128ZM140 174V173H139ZM191 174V173H190ZM203 174V173H202ZM263 174V173H262ZM43 175V174H42ZM55 175V176H54ZM79 175V176H78ZM80 175H82L81 177H80ZM133 174H131V176H132ZM193 175V174H192ZM196 175H198V172L196 173ZM195 175V176H196ZM200 175V174H199ZM228 175V174H227ZM231 175V174H230ZM233 175V174H232ZM237 175V174H236ZM31 176V175H30ZM63 176V175H62ZM90 176V177H89ZM107 176H108V174H107ZM117 175H112V177H116ZM130 175L128 176V178L129 177H131ZM194 175H193V179L196 181V179H199V177L198 176H196V177H198V178H194L195 177ZM203 176V175H202ZM204 176V177H205ZM208 176H210V175H208ZM211 176V177H212ZM257 176V175H256ZM32 177V176H31ZM40 177V176H39ZM47 177V176H46ZM110 177V176H109ZM136 177V176H135ZM259 177V176H258ZM2 178V177H1ZM23 178V177H22ZM27 178V177H26ZM51 178V177H50ZM113 178V179H114ZM125 178H126V176H125ZM203 178V177H202ZM229 178H230V176H229ZM234 178V177H233ZM249 178V177H248ZM260 178V177H259ZM263 178H264V176H263ZM11 179V178H10ZM44 179V178H43ZM42 179V180H43ZM54 179V180H53ZM73 179V178H72ZM116 179H118L117 177L115 178V180ZM136 179H138V176H137V178ZM205 179V178H204ZM232 179V178H231ZM235 180H239V179H236V178H234ZM261 179V178H260ZM47 180V179H46ZM78 180H74L73 182L75 183V184H72L71 182L69 183L70 184V186L71 185H75V186H79V188H80V184H81V182H79ZM101 180V181H100ZM113 181V182H115L116 183V181ZM118 180H120V179H118ZM141 180H139V182L141 183L142 181ZM192 180V179H191ZM200 180H201V178H200ZM215 180V179H214ZM227 179H225L224 180V182L226 181ZM256 180H258L257 179V177H256ZM255 180V181H256ZM263 180V179H262ZM13 181V180H12ZM27 181H28V179H27ZM39 181V180H38ZM48 181V180H47ZM71 181V180H70ZM76 181H78L80 184H77V182ZM81 181V180H80ZM107 181V180H106ZM105 181V182H106ZM112 181V180H111ZM111 181H110V183H111ZM124 180H122V181H120V182H123ZM127 181V180H126ZM133 181V180H132ZM137 181V180H136ZM195 181H193L196 185H197V183L195 182ZM229 181V180H228ZM69 182V181H68ZM119 184H120V182L119 181H117ZM139 182L137 183H135L134 184V186L133 187H135L136 188V185L138 184L139 185ZM192 182V183H193ZM197 182H200L199 180H197ZM202 182V181H201ZM223 182V183H224ZM227 182V181H226ZM225 182V183H226ZM244 182V181H243ZM258 182H259V180H258ZM264 182V181H263ZM18 183V182H17ZM104 183V182H103ZM133 183V182H132ZM163 183V184H164ZM218 183V184H219ZM222 183V182H221ZM220 183V184H221ZM245 183H247V181L245 182ZM256 183V182H255ZM261 183V182H260ZM3 184V183H2ZM11 184H12V182H11ZM39 184V183H38ZM48 184H49V182H48ZM63 184V183H62ZM77 184V185H76ZM84 184L82 185L83 187H84ZM106 184V183H105ZM122 184H124V183H121L120 184V189H121V186H123ZM126 184V183H125ZM142 184V183H141ZM141 184H140V187H141ZM199 184V183H198ZM216 184V186H217V183H215ZM214 183L213 184H208L209 185V188H211V185H215ZM243 184V183H242ZM251 183H249V185H250ZM254 184V183H253ZM253 184H252V186H253ZM8 185V184H7ZM20 187L19 188H21V186H23L24 185V181H22V182H20ZM34 185H37L36 183L34 184ZM55 185H57V184H55ZM115 185V184H114ZM130 185V184H129ZM137 185V186H138ZM143 185H144V183H143ZM148 185V184H147ZM221 185H223V188H224V186L226 187V185H224V184H221ZM248 185V186H249ZM40 186V185H39ZM44 186V185H43ZM49 186V185H48ZM47 186V187H48ZM50 186H52V185H50ZM63 186H65V185H63ZM81 186V187H82ZM106 186H107V184H106ZM193 186V185H192ZM201 186V185H200ZM213 186H212V188H211V190H213L214 189V191H215V189H217V188H219V187H214L213 188ZM231 186V185H230ZM242 186V185H241ZM247 186V185H246ZM12 187V186H11ZM35 187H38V186H35ZM69 187V186H68ZM74 187V186H73ZM124 187V186H123ZM125 187L127 188L128 186L127 185H125ZM132 187V188H133ZM148 187V186H147ZM194 187H196L195 185H194ZM198 187H199V185H198ZM206 187V186H205ZM205 187H204V189H205ZM237 187V186H236ZM245 187V186H244ZM7 188V187H6ZM10 188V187H9ZM8 188V189H9ZM27 188V187H26ZM26 188H25V192H23L24 194L23 195H26L25 193L27 192L26 191ZM30 188V187H29ZM39 188V187H38ZM37 188V191L38 190H40V189H38ZM41 188H42V184H41ZM46 187H44V189H45ZM50 187H48V189H49ZM52 188V187H51ZM61 188H66V187H61ZM72 188V187H71ZM77 188V187H76ZM106 188V187H105ZM110 188H111V185H110ZM131 188V190L133 191V189ZM134 188V189H135ZM138 188V187H137ZM158 188V187H157ZM157 188H155V189H157ZM208 188V191H206L205 193H204V195H203V198L206 200V202H204L205 204H209L210 203V199H212L211 197L212 196H214L213 197V199L214 198H219L218 196L220 195H216V194H218V192L217 193H215V192H213V191H210V189ZM246 188V187H245ZM244 188V189H245ZM248 188V187H247ZM263 188V187H262ZM3 189V188H2ZM47 189V188H46ZM47 189V190H48ZM57 189V188H56ZM59 189V188H58ZM68 189L69 190H72L73 192H74V190H75V187L73 188V189H70V187L69 188H67V191H68ZM78 189V188H77ZM83 189V188H82ZM143 189V187H141V190ZM145 189V188H144ZM168 189V190H169ZM232 189V188H231ZM236 189V188H235ZM250 190H251V188H249ZM257 189V188H256ZM260 189V188H259ZM13 190V188H11V190L10 191H12ZM21 190V189H20ZM105 190V189H104ZM112 190H113V188H112ZM154 190V189H153ZM167 190V189H166ZM193 190V189H192ZM218 190V189H217ZM222 190H224V189H222V188H220V193L222 194V196L220 195V197H222V200L221 201H223L224 199H223V197H226V195L224 194V193H226V192H222ZM226 190V189H225ZM229 190V189H228ZM241 190H243V189H241V187H240V191ZM246 190V189H245ZM3 191H4V189H3ZM51 191V190H50ZM59 191V190H58ZM63 191V190H62ZM64 191H66V190H64ZM63 191V192H64ZM66 191V192H67ZM77 191V190H76ZM75 191V192H76ZM84 191H82V192H84ZM148 191L149 192H146V193H149V195H150V190L148 189ZM203 191H205V190H203ZM239 191V190H238ZM238 191H235L236 193L238 192ZM18 192H19V190H18ZM39 192H41V190L39 191ZM52 192V191H51ZM57 192V191H56ZM63 192H62V194H63ZM65 192V193H66ZM69 192H71V191H69ZM74 192V193H75ZM82 192H81V194L79 193V195H82ZM100 192V191H99ZM104 192V191H103ZM129 192V191H128ZM152 192V191H151ZM156 193V192H158V190L157 191H153V193ZM165 192V191H164ZM194 192V191H193ZM212 192L214 193V195L212 194ZM234 192V193H235ZM243 192V191H242ZM261 192V191H260ZM10 193V192H9ZM12 193H13V191H12ZM22 193V192H21ZM36 193V192H35ZM34 193V194H35ZM45 193V192H44ZM53 193H55V192H53ZM90 193V194H89ZM137 193V192H136ZM154 193V194H155ZM190 193H191V191H190ZM232 193V192H231ZM234 194V196L236 195L237 196V194ZM255 193V192H254ZM33 194V193H32ZM40 194V193H39ZM49 194H50V192H49ZM52 194V193H51ZM51 194H50V196H51ZM56 194V193H55ZM58 194H61V193H59L58 192ZM57 194V197H59L60 195H58ZM61 194V196L60 197H62L63 195ZM69 193L67 192V194H65V195H68ZM72 194V193H71ZM75 194H77V193H75ZM84 194V193H83ZM135 194V193H134ZM157 194V193H156ZM227 194H228V192H227ZM5 195V194H4ZM14 195V194H13ZM30 195H31V193H30ZM93 195H91V197L93 196ZM98 195H99V193H98ZM102 195V194H101ZM137 195V194H136ZM188 195V194H187ZM216 195V196H215ZM229 195V194H228ZM231 195V194H230ZM232 195H233V193H232ZM231 195V196H232ZM245 196H246V193L244 194ZM255 195V194H254ZM11 196V195H10ZM10 196H8L9 198H10ZM34 196V195H33ZM53 196V195H52ZM75 196V200L74 199H72V201H75V202H77L76 201V196L77 195H74ZM97 196V195H96ZM96 196H93L94 198L93 199H95V202H96ZM106 196V195H105ZM154 196H156V195H154ZM166 196V195H165ZM165 196H164V198H165ZM181 196V197H180ZM192 196V195H191ZM250 196V195H249ZM256 196V195H255ZM255 196L254 197H252V199L253 198H255ZM2 197H3V195H2ZM41 197V196H40ZM43 197V196H42ZM65 197V196H64ZM79 197H81V196H79ZM87 197V196H86ZM86 197H82L81 198V200L83 201V199H84V201L82 202V201H79L78 203L80 204V202L83 204L84 202H85V198ZM91 197L89 198V199H87L86 198V202L88 201H90V199H91ZM96 197V198H95ZM99 197H101V196H99ZM112 197V196H111ZM148 197V196H147ZM150 197H151V195H150ZM149 197V198H150ZM157 197H158V195H157ZM12 198V197H11ZM24 198V197H23ZM26 198H27V195H26ZM26 198H24V199H26ZM30 198V197H29ZM44 198V197H43ZM68 198V197H67ZM67 198H65V199H67ZM70 198V200H71V198H72V196L71 197H69ZM102 198V197H101ZM101 198H98V199H101ZM107 198V197H106ZM138 198V197H137ZM140 198V197H139ZM138 198V199H139ZM152 198V197H151ZM154 198V197H153ZM173 198V197H172ZM184 198V197H183ZM193 198V197H192ZM231 198H234L233 196L231 197ZM236 198V197H235ZM243 198V197H242ZM249 198V197H248ZM259 198V197H258ZM257 197H256V199L255 200H257L258 199ZM263 198V197H262ZM8 199V198H7ZM6 199V200H7ZM14 199V198H13ZM40 199V198H39ZM42 199V198H41ZM40 199V200H41ZM78 199H80V198H78L77 197V200ZM148 199V198H147ZM155 199V198H154ZM185 199V198H184ZM212 199V200H213ZM237 199V198H236ZM250 199V198H249ZM4 200H5V198H4ZM11 200V199H10ZM10 200H8L9 202H10ZM45 200H47L46 198H44L43 199V201L44 202H46ZM49 200H50V198H49ZM60 200V199H59ZM187 200V199H186ZM217 200H220V199H217ZM244 200V199H243ZM254 200V199H253ZM15 201V200H14ZM24 201V200H23ZM27 201V200H26ZM29 201V200H28ZM27 201V202H28ZM53 201V199H51V201L49 202V204L51 203ZM58 201V200H57ZM61 201H62V199H61ZM63 201H64V198H63ZM69 204H70V202L68 201V200H66ZM93 202H94V200H92ZM91 201V202H92ZM98 201H100V200H98ZM97 201V202H98ZM146 201V200H145ZM165 201V200H164ZM180 201V200H179ZM215 201V200H214ZM221 201H219V202H217V203H219V204H221ZM224 201H226V200H224ZM234 201H235V207L236 206H238V204H236L237 202V200H235L234 199ZM241 201V200H240ZM240 201H238L239 203H240V205H241V202ZM248 201V202H247ZM264 201V200H263ZM36 202H38V200L36 201ZM36 202H33L34 203V205H31V204H33V203H29V205L30 206H36L35 205V203ZM43 202V203H44ZM48 202V201H47ZM46 202V206H47V203ZM54 202V201H53ZM90 202V203H91ZM94 202V203H95ZM96 202V203H97ZM153 202V201H152ZM170 202H172V199H171V201ZM176 202V201H175ZM249 202H250V200H247L246 199V202L245 203H248L249 204ZM254 202H256V201H254ZM39 203V202H38ZM43 203H40V204H42L41 206H43ZM61 203V202H60ZM71 203H73L72 205H74V202H71ZM77 203V204H78ZM94 203H93V205H94ZM95 203V204H96ZM102 203V202H101ZM178 203V202H177ZM192 203H193V201H192ZM224 203V202H223ZM222 203V204H223ZM226 203V202H225ZM225 203L223 204V205H225ZM228 203V202H227ZM244 203V202H243ZM4 204V203H3ZM3 204H2V206H3ZM6 204H8V202L6 203ZM48 204V205H49ZM53 204V203H52ZM57 204V203H56ZM77 204H75L76 205V208H78V205ZM88 204V206H90V205H92V203L89 205V203H87ZM160 204V203H159ZM181 204L182 205H180L179 206V210H178V208H177V213H175L174 211L176 210V209H174L176 206H175V204L169 209V213L168 214H165L164 215V217H163V219H164V222L166 223V225L169 223V224H175L176 225V223H177V221H178V219H179V217H185V219L187 220V221H189V222H192V223H194V219H192V220H190V218H193V217H191L190 216V214L187 212V210L185 209V207L183 206V204H184V202H181ZM188 204V203H187ZM218 204V205H219ZM222 204H221V207H222ZM248 204H245L246 205V207H249L248 206ZM255 204H257V202L255 203ZM44 205H45V203H44ZM55 205V204H54ZM53 205V206H54ZM58 206H59V204H57ZM63 205V204H62ZM65 205V204H64ZM84 205V204H83ZM82 205V206H83ZM85 205H86V203H85ZM92 205V206H93ZM98 204H96L95 206H97ZM99 205H101L100 206V208L102 209H98V210H100V212L101 211H103V209L105 208L104 207V204L102 205V204H100L99 203ZM148 205V204H147ZM154 205H155V203H154ZM197 205V204H196ZM217 205V204H216ZM227 205V204H226ZM243 205V204H242ZM241 205V206H242ZM250 205H251V203H250ZM38 206V205H37ZM51 206V205H50ZM70 206H71V204H70ZM80 206V205H79ZM92 206H90V209L92 208ZM122 206V205H121ZM161 206V205H160ZM186 206V205H185ZM198 206H199V203H198ZM201 206V205H200ZM199 206V207H200ZM220 206V205H219ZM240 206V208L243 210V208H244V211H242V213L244 212V216H247L246 215V211L248 212V211H252L253 209H250V210H248L245 206L243 207H241ZM254 206V205H253ZM256 206V205H255ZM20 207V206H19ZM23 207H24V205H23ZM22 207V208H23ZM26 208L27 207H29V206H25ZM39 207V206H38ZM81 207V206H80ZM86 207V206H85ZM85 207L83 206V207H81V209H80V211L82 210V214L80 215V217L81 216H83V211L85 210V211H87V212H89L90 213V211H88V209H85ZM103 207V208H102ZM118 207V206H117ZM126 207V206H125ZM149 207V206H148ZM187 207V206H186ZM202 207V206H201ZM205 207V206H204ZM211 207H212V205H211ZM221 207H219V209H221ZM223 207H227V208H229L228 206H223ZM223 207H222V209H223ZM9 208V207H8ZM17 208V207H16ZM21 208V207H20ZM21 208V210L23 211V209ZM29 208H32L33 209V207H29ZM28 208V209H29ZM52 208V207H51ZM55 208V207H54ZM60 208H61V206H60ZM88 208V207H87ZM96 208V207H95ZM109 208V207H108ZM108 208H107V210H106V212L108 211ZM158 208V207H157ZM165 208V207H164ZM194 208V207H193ZM195 208H198V207H195ZM206 208V207H205ZM207 208H209V206H207ZM218 208V207H217ZM216 208V209H217ZM252 208V207H251ZM262 208H263V206H262ZM3 209H4V207H3ZM35 209L36 208H34L33 210L35 211ZM42 209H43V207H42ZM57 209V208H56ZM151 209V208H150ZM166 209V208H165ZM203 209V208H202ZM235 209V208H234ZM240 209V210H241ZM245 209H247V210H245ZM258 209V208H257ZM261 209V208H260ZM264 209V208H263ZM262 209V210H263ZM44 210V209H43ZM43 210H41V211H43ZM58 210V209H57ZM57 210H56V213H57ZM60 210V209H59ZM72 210H73V206H72ZM76 210V209H75ZM75 210H74V213H75ZM78 210H79V208H78ZM98 210H97V213H98ZM123 210V209H122ZM121 210V211H122ZM164 210V209H163ZM199 210L200 209H198V212H199ZM224 210H227V209H225L224 208ZM235 210H237V212L236 211H233V212H235L236 213V215H235V213H233V216L235 215V217H233V219H234V222H236L237 220H240V221H238V223H239V225H238V223L236 222L235 224L236 225H238V226H235L234 225V223L232 224V227H228V226H231V225H228V223L226 222V224L228 225L226 228H227V230L229 229H231L232 228V230H234V228L236 227V229H239L240 228V230H238V231H235L234 230V232H237V234H236V237H237V235H239V233L238 232H240L242 229H241V227L243 226V225H246V224H244V221H247V220H244L243 222H242V220H241V216H239L240 215V211H238L239 210V206H238V208L236 207V209ZM19 210H17V212H18ZM38 211V213H39V210H37ZM46 211H47V209H46ZM45 211V212H46ZM53 211L54 210H52V213H53ZM116 211H117V209H116ZM115 211V212H116ZM119 211V210H118ZM125 211H126V209H125ZM196 211V210H195ZM206 211V210H205ZM218 211H220L219 213H221V210H218ZM223 211V210H222ZM229 210H227V212H228ZM16 212V213H17ZM20 212V211H19ZM31 212V211H30ZM50 211H48V213H49ZM73 212V211H72ZM79 212V211H78ZM87 212H85V213H87ZM95 211L93 210V213H94ZM103 212H105V210L103 211ZM102 212V213H103ZM161 211H159V213H160ZM163 212V211H162ZM191 212H193V211H191ZM198 212L196 213V214H198ZM200 212H202L201 210H200ZM203 212H204V210H203ZM249 212V213H250ZM257 210H256V213H254V211H253V213L251 212L250 214H253L252 216H254L255 218H256V214H257ZM261 212H263V211H261ZM35 213H37V212H35ZM41 213V212H40ZM58 213H60L59 211H58ZM73 213V214H74ZM88 213V214H89ZM92 213V212H91ZM96 213V212H95ZM118 213V212H117ZM130 213V212H129ZM141 213V212H140ZM223 213V212H222ZM230 213V212H229ZM228 213V214H229ZM238 213V214H237ZM248 213V215H250ZM264 213V212H263ZM14 214H15V212H14ZM18 214V213H17ZM42 214L43 213H41V217H42ZM45 214V213H44ZM47 214V213H46ZM105 214H107V213H105ZM104 214V215H105ZM119 214H120V212H119ZM122 214V213H121ZM124 214H125V212H124ZM156 214H158V213H156ZM196 214H195V216H196ZM212 214V213H211ZM224 214V213H223ZM223 214H221V215H223ZM228 214H226V215H228ZM255 214V215H254ZM261 214V213H260ZM33 215V214H32ZM37 215H39V214H37ZM36 215V216H37ZM50 215H51V212H50ZM56 215H58V214H56ZM56 215H55V217H56ZM60 215V214H59ZM58 215V216H59ZM75 215V214H74ZM79 215V214H78ZM77 215V216H78ZM85 215V214H84ZM91 215V214H90ZM96 215V214H95ZM130 215V214H129ZM160 215V214H159ZM231 214H229L228 216H230ZM241 215H243V214H241ZM264 215V214H263ZM48 216V215H47ZM53 216V215H52ZM73 216V215H72ZM75 217V216H73L74 217V219H73V217L71 218L72 220H73V222L74 221H77L78 223H80L79 222V218L80 217ZM88 216V218H89V215H87L86 214V217ZM92 216V215H91ZM90 216V217H91ZM97 216H99V213L95 216V219L93 218V217H91V218H89V219H86V220H84L85 219V216H84V218L82 217L80 220L81 221H87V220H89L92 224H93V222L91 221L92 219L93 220H96V218H98V222L101 220V218H100V216L99 217H97ZM162 216V215H161ZM194 216V215H193ZM194 216V217H195ZM197 216H201V215H197ZM224 216H225V214H224ZM227 216V217H228ZM258 216H260L259 214H258ZM38 217V216H37ZM54 217V218H55ZM109 217V216H108ZM136 217V216H135ZM143 217V216H142ZM219 217V216H218ZM222 217V216H221ZM220 217V218H221ZM226 217V216H225ZM239 217H240V219H239ZM250 217L251 216H248V218L250 219ZM264 217V216H263ZM14 218V217H13ZM16 218V217H15ZM50 218V217H49ZM75 218H77V220L75 219ZM137 218V217H136ZM139 218V217H138ZM157 218H158V216H157ZM229 218V217H228ZM227 218V219H228ZM245 218H247V217H245ZM247 218V219H248ZM257 218H259V217H257ZM43 219V218H42ZM52 219H53V217H52ZM57 219V218H56ZM67 219V218H66ZM83 219V220H82ZM100 219V220H99ZM123 219H125V217L123 218ZM141 217H140V221H141ZM248 219V220H249ZM251 219H252V221L254 220L253 219V217H251ZM35 220H36V218H35ZM35 220H34V222H35ZM55 220V219H54ZM62 220V219H61ZM70 220V219H69ZM72 220H70V222H68V223H70L69 225H71V223L73 224V222H72ZM108 220H111V219H108ZM256 220H258V219H256ZM6 221V220H5ZM14 221H15V219H14ZM33 220H31V222H32ZM37 221V220H36ZM51 221V220H50ZM59 221V220H58ZM57 221V222H58ZM68 221V220H67ZM67 221H65V222H67ZM135 221H136V219H135ZM137 221H138V219H137ZM137 221L135 222V223H137ZM207 221V220H206ZM250 221V220H249ZM30 222V223H31ZM38 222V221H37ZM55 222V221H54ZM90 222H89V224H90ZM95 222V221H94ZM102 221H100L99 223H101ZM108 222L109 221H107V223H106V225L108 224ZM110 222H113V221H110ZM109 222V223H110ZM119 222H121V221H119ZM125 222V220H123V223ZM127 222V221H126ZM125 222V223H126ZM146 222V221H145ZM158 222V221H157ZM225 222V221H224ZM224 222H223V225H224ZM254 222L255 223H259L258 221H255L254 220ZM7 223V222H6ZM15 223H16V221H15ZM59 223V222H58ZM68 223H64L65 224V226H66V224H68ZM78 223H76L77 225H78ZM83 223V222H82ZM141 223H143V222H141ZM146 223H148V222H146ZM222 223V222H221ZM241 223H242V226H241ZM251 223V222H250ZM248 224L247 223V225H248V227H249V225L251 226V224ZM32 224L34 225V223L32 222ZM54 224V223H53ZM56 224V223H55ZM60 225H61V228H62V226H64V225H62L61 223H59ZM75 224V225H76ZM96 224H98L97 223V221L95 222V224H93L92 225V227L93 228H96V227H94ZM126 224H129V223H126ZM126 224H124L125 225V227L127 226ZM132 224H134V222L132 223ZM132 224H130V225H128V227H130L129 229H131V227H133L134 228V226H135V224L133 225V226H131ZM185 224V223H184ZM189 224V223H188ZM80 225H81V223H80ZM100 225V224H99ZM109 225H113L112 223H110V224H108V227H109ZM138 225H140V222L138 223ZM137 224H136V226H138ZM165 225V224H164ZM178 225V224H177ZM253 225V224H252ZM255 225V224H254ZM28 226V225H27ZM26 226V227H27ZM36 226V225H35ZM40 226V225H39ZM57 227H58V225H56ZM56 226H54L55 228H56ZM97 226V225H96ZM123 226V225H122ZM141 226V225H140ZM185 226V225H184ZM183 226V227H184ZM195 226V225H194ZM196 226H197V224H196ZM216 226V225H215ZM235 226V227H234ZM14 227V226H13ZM33 227V226H32ZM50 227V226H49ZM60 227V226H59ZM66 227H70V226H66ZM111 228H113L112 226H110ZM163 227V226H162ZM177 227V226H176ZM213 227V226H212ZM221 227V226H220ZM239 227V228H238ZM244 227V226H243ZM248 227L246 228V226L244 227V228H246L247 230H249L250 229V227H249V229H248ZM254 227H256L257 229H258V227L255 225V226H253V228ZM23 228V227H22ZM36 228H38L37 226H36ZM77 228V227H76ZM79 228V227H78ZM111 228H109V229H111ZM137 228V227H136ZM167 228V227H166ZM172 228V227H171ZM180 228V227H179ZM197 228V227H196ZM195 228V229H196ZM216 228V227H215ZM214 228V229H215ZM243 228V229H244ZM13 229V228H12ZM23 229H26V228H23ZM28 229V228H27ZM39 229V228H38ZM40 229H41V227H40ZM46 229V228H45ZM65 229V228H64ZM73 229V228H72ZM80 229V228H79ZM83 229V228H82ZM81 229V230H82ZM97 229H99V226H98V228ZM100 229H101V227H100ZM99 229V230H100ZM114 229V228H113ZM169 229V228H168ZM181 230H182V228H180ZM219 229V228H218ZM221 229V228H220ZM7 230V229H6ZM31 230V229H30ZM29 230V231H30ZM36 230V229H35ZM54 230H56V229H54ZM70 229H68V231H69ZM80 230V231H81ZM86 230V229H85ZM93 230H95V229H92V232H93ZM112 230V229H111ZM118 230H120V229H118ZM122 230H123V227H122ZM125 230V229H124ZM127 230V229H126ZM132 230V229H131ZM152 230V229H151ZM170 230H172V229H170ZM169 230V231H170ZM178 230V229H177ZM192 230V229H191ZM194 230V229H193ZM192 230V231H193ZM216 230V229H215ZM221 230H223V232H224V234H226V235H228L229 234V238H230V233H227V232H229V231H227L226 230V233H225V229H221ZM252 230V229H251ZM2 231V230H1ZM32 231V230H31ZM44 231V230H43ZM65 231V230H64ZM70 231H72V230H70ZM79 231V230H78ZM96 231V230H95ZM102 231V229L99 231V232H101ZM134 231V230H133ZM133 231H131V233L133 232ZM186 231V230H185ZM197 231H198V229H197ZM231 231V230H230ZM9 233H10V231H8ZM13 232V231H12ZM18 232V231H17ZM26 232V231H25ZM36 232V231H35ZM38 232V231H37ZM52 232H53V230H52ZM59 232V231H58ZM91 232V231H90ZM122 232H124V231H122ZM149 232V231H148ZM161 232H162V230H161ZM172 232V231H171ZM217 232H218V234H219V237H223V233L221 234V232L222 231H218L217 230ZM250 232V231H249ZM255 232H259V230L258 231H255ZM7 233V232H6ZM14 233V232H13ZM24 233V232H23ZM29 233V232H28ZM33 233V232H32ZM60 233V232H59ZM94 233H96V232H94ZM94 233H91L90 235H93ZM98 233V232H97ZM96 233V234H97ZM127 233V232H126ZM125 233V234H126ZM130 233V234H131ZM139 233V232H138ZM144 233V232H143ZM152 233V232H151ZM165 233V232H164ZM167 233V232H166ZM181 233H182V231H181ZM186 233V232H185ZM208 233V232H207ZM210 233V232H209ZM215 233V232H214ZM214 233H212V234H214ZM243 233H244V235H245V230H244V232H242L241 231V234L243 235ZM248 232H246V234H247ZM252 233H254V232H250V233H248V235L250 236ZM35 234V233H34ZM38 234V233H37ZM42 234V233H41ZM51 234V233H50ZM49 234V235H50ZM58 234V233H57ZM65 234V233H64ZM78 234H80V232L78 233ZM96 234L94 235V237L96 236ZM99 234H102V233H99ZM98 234V235H99ZM104 234V233H103ZM124 234V233H123ZM124 234V235H125ZM129 234V233H128ZM133 234H134V232H133ZM136 234V233H135ZM154 234H156L155 232H154ZM158 234V233H157ZM160 234V233H159ZM163 234V233H162ZM172 234V233H171ZM184 234V233H183ZM193 234V233H192ZM192 234H191V237H193L192 236ZM221 234V235H220ZM232 234H235V233H233L232 232ZM256 235H257V233H255ZM259 234V233H258ZM18 235V234H17ZM24 235H26V234H24ZM46 235H48V233H46ZM52 235V234H51ZM60 235V234H59ZM88 235V234H87ZM127 235V234H126ZM144 235V234H143ZM145 235H146V233H145ZM144 235V238H142V239H147L146 237L149 235H146L145 236ZM164 235H166V234H164ZM180 235V234H179ZM225 235V236H226ZM247 235V236H248ZM253 235V234H252ZM260 235V234H259ZM9 236V235H8ZM14 236V235H13ZM69 236V235H68ZM75 236V235H74ZM80 236H81V234H80ZM85 236V235H84ZM136 236V235H135ZM156 236V235H155ZM212 236V235H211ZM249 236H248V239H249ZM263 235H261V237H262ZM59 237V236H58ZM91 237H93V236H91ZM90 237V238H91ZM97 237V239L96 238H93L94 240V243H96L95 242V240H97L98 242H99V240L101 241V239L102 238H99L100 237V235H99V237L98 236H96ZM102 237V236H101ZM132 237V236H131ZM130 237V235H129V238H131ZM140 238H141V235L139 236ZM149 237H151L150 235L148 236V239H149ZM168 237V238H167ZM166 237V241H169L170 239H169V236H167ZM178 237V236H177ZM218 237V239H220ZM232 237V236H231ZM234 237H235V235H234ZM235 237V238H236ZM240 237V236H239ZM252 237H254L253 238V242H255V243H253V242H251V244L253 243L254 244V246L256 247V245H257V247H258V249L260 248V247H262L263 245H264V242H262V246L260 245V243L259 242H257L256 240H254L255 239V235H253V236H251V238H250V240L252 241ZM257 237V236H256ZM260 237V236H259ZM256 238L257 240L258 239H261V237L260 238ZM16 238H18V237H16ZM15 238V239H16ZM24 238H25V236H24ZM24 238H22V239H24ZM41 238H42V236H41ZM40 238V239H41ZM45 238H47V236L45 237ZM52 238H54V237H52ZM70 238V237H69ZM78 238H79V236H78ZM77 238V239H78ZM89 237H87V239H88ZM89 238V239H90ZM98 238H99V240H98ZM164 238V237H163ZM180 238V237H179ZM195 238V237H194ZM224 238V237H223ZM222 238V240L221 241H223L224 239ZM228 238V239H229ZM235 238H234V240H235ZM243 238H247V237H243ZM10 239V238H9ZM14 239V240H15ZM20 239V238H19ZM18 239V240H19ZM26 239V238H25ZM28 239V238H27ZM30 239V238H29ZM28 239V240H29ZM43 239V238H42ZM42 239H41V241H42ZM64 239V238H63ZM66 239H67V237H66ZM65 239V240H66ZM92 239V238H91ZM105 239V238H104ZM160 239V238H159ZM175 239H177V238H175ZM227 239V240H228ZM233 239V238H232ZM263 239H264V236H263ZM47 240H48V238H47ZM59 240H61V239H59ZM153 240V239H149L148 240V243L149 242H151V241ZM185 240V239H184ZM194 240V239H193ZM210 240H211V238H210ZM226 240V239H225ZM230 240H231V238H230ZM239 241H240V238L238 239ZM238 240H235V241H238ZM19 241H21V239L19 240ZM40 241V240H39ZM44 241V240H43ZM53 241V240H52ZM68 241V240H67ZM66 241V242H67ZM91 241V240H90ZM90 241L88 242V240H87V243H90ZM137 241V240H136ZM139 242L141 241V240H138ZM145 242H147L146 240H144ZM165 241V242H166ZM176 241V240H175ZM187 241V240H186ZM189 241V240H188ZM217 241H220V240H217ZM234 241V242H235ZM245 241V240H244ZM260 241V240H259ZM263 241V240H262ZM15 242H16V240H15ZM18 242V241H17ZM16 242V243H17ZM28 242V241H27ZM26 242V244H28ZM31 242V241H30ZM74 242V241H73ZM77 242V241H76ZM86 242V241H85ZM97 242V243H98ZM138 242V243H139ZM144 242V243H145ZM153 242V241H152ZM155 242V241H154ZM224 242V241H223ZM223 242H220L221 244L223 243ZM250 242V241H249ZM248 241H247V243H249ZM48 243V242H47ZM84 243V242H83ZM102 243H103V241H102ZM148 243H147V247H148ZM157 243V242H156ZM173 243V242H172ZM217 243V245H218V242H216ZM238 243H240V242H238ZM238 243H236L235 242V244L234 245H236V246H238ZM243 243V242H242ZM242 243H241V247L244 249L245 247H244V245L242 246ZM245 243V242H244ZM256 243H258V244H256ZM31 244V243H30ZM41 244V243H40ZM49 244V243H48ZM67 244V243H66ZM74 244V243H73ZM77 244V243H76ZM142 244V243H141ZM154 243H152V247H155V245H153ZM250 244V243H249ZM31 245H33V243L31 244ZM34 245L36 246V244L34 243ZM69 245H70V243H69ZM78 245V244H77ZM81 245H84V244H81ZM91 245H93V247H94V244H93V242L91 243ZM90 245V246H91ZM139 245V244H138ZM150 245V244H149ZM165 245V244H164ZM196 245V244H195ZM198 245V244H197ZM220 245V244H219ZM219 245H218V247H219ZM226 244H224V246H225ZM231 245V244H230ZM240 245V244H239ZM246 245V244H245ZM248 245V244H247ZM26 246V245H25ZM30 246V245H29ZM34 246V247H35ZM61 246H65V245H62L61 244ZM74 246H75V244H74ZM101 246H102V244H101ZM141 246V245H140ZM143 246V245H142ZM151 246H149L150 248H151ZM158 246H159V244H158ZM24 247V246H23ZM28 247V246H27ZM37 247V246H36ZM50 247H51V245H50ZM49 247V248H50ZM73 247V246H72ZM80 247V249H84V251H82V252H85L84 253V255H86V247H88L89 249H90V247L88 246V245H84V248H81V246H79ZM93 247H91L92 249H94ZM98 247H99V243H98V245H97V248H96V250L98 249ZM144 247H146L145 246V244H144ZM148 247V248H149ZM161 247V246H160ZM163 247V246H162ZM167 247V246H166ZM189 247V246H188ZM201 247V246H200ZM215 248L216 250L217 249H219V248ZM225 247H228V246H225ZM232 247V246H231ZM241 247H237V248H241ZM252 247V246H251ZM250 246L248 247L249 249L251 248ZM254 247V248H255ZM256 247V248H257ZM264 247V246H263ZM38 248V247H37ZM36 248V249H37ZM40 248V247H39ZM46 248V247H45ZM44 248V249H45ZM52 248V247H51ZM64 248V247H63ZM100 248V247H99ZM102 248V247H101ZM140 248V247H139ZM156 248V247H155ZM164 248V247H163ZM220 248H222V247H220ZM235 248V247H234ZM236 248V249H237ZM248 248H247V246H246V249H247V251H249L248 250ZM21 249H23L22 251H24V249L25 250H27L26 249V247L25 248H21ZM29 249H31L30 247H29ZM28 249V250H29ZM35 249V250H36ZM48 249V248H47ZM46 249V250H47ZM92 249H91V251H92ZM142 249V248H141ZM151 249H154V248H151ZM157 249H159L158 247H157ZM156 249V250H157ZM166 249V248H165ZM169 249V248H168ZM225 249V248H224ZM229 249V248H228ZM245 249V250H246ZM257 249V250H258ZM16 250V249H15ZM18 250H19V248H18ZM27 250V251H28ZM46 250H43V251H46ZM70 250V249H69ZM76 250H77V252L79 251L77 248H76ZM95 250V249H94ZM96 250H95V252H96ZM138 250V249H137ZM147 250H149V249H147ZM155 250V249H154ZM154 250H152L153 252H154ZM256 250V249H255ZM261 250V248L259 249V251ZM31 251V250H30ZM41 252V250H40V252L41 253H45V252ZM50 251H53V250H50ZM50 251H48V252H50ZM70 251H74L75 253H77L76 251H75V249H71ZM81 251V250H80ZM79 251V252H80ZM98 251V250H97ZM167 251V250H166ZM189 251V250H188ZM218 251H220V250H218ZM224 251V250H223ZM222 251V252H223ZM235 251H237V250H235ZM240 251V252H239ZM239 256L241 255V257H242V250L241 249H239ZM244 251V250H243ZM19 252H20V250H19ZM33 252V251H32ZM47 252V251H46ZM58 252V251H57ZM73 252V253H74ZM77 253V254H75V256H77L78 254L80 255V254H82V252H80V253ZM94 252V251H93ZM94 252V253H95ZM101 252V251H100ZM110 252V251H109ZM253 252V251H252ZM257 252V251H256ZM16 253V252H15ZM18 253V252H17ZM20 253H22V252H20ZM23 253H25V251L23 252ZM29 253V252H28ZM38 253V252H37ZM51 253V252H50ZM63 253H65V252H63ZM73 253H72V255H73ZM90 253V252H89ZM140 253V252H139ZM152 253V252H151ZM216 253H218L217 251H216ZM234 253V252H233ZM241 253V254H240ZM246 253V252H245ZM249 253V252H248ZM248 253L247 254H245V255H247L246 257L247 258H245L244 257V255H243V260H244V258L245 259H248ZM259 253H261V252H259ZM27 254V253H26ZM25 254V255H26ZM53 254V255H52ZM52 254H50L51 256H53L54 257V252L52 253ZM59 254V253H58ZM67 255L69 254L68 252L66 253ZM96 254V253H95ZM214 254H215V252H214ZM218 254H220V255H218V257H219V259H221V257L222 256H224V255H222V253H218ZM223 254H224V252H223ZM250 254V253H249ZM258 254V253H257ZM37 255V254H36ZM42 255V254H41ZM45 255V254H44ZM48 255V254H47ZM55 255H57V253L55 254ZM70 255H71V253H70ZM71 255V256H72ZM91 255H92V252H91ZM91 255H89V256H91ZM98 255V254H97ZM136 255V254H135ZM137 255H138V251H137ZM213 255V254H212ZM216 256H217V254H215ZM234 255V254H233ZM236 256H238V253L237 254H235ZM38 256V255H37ZM61 256V255H60ZM69 256V255H68ZM68 256H67V258H68ZM94 256V255H93ZM92 256V257H93ZM102 256V255H101ZM106 256V255H105ZM230 256V255H229ZM235 256V257H236ZM249 256H252V253H251V255H249ZM261 256V255H260ZM56 257H58V256H55V258ZM74 257V256H73ZM81 257V256H80ZM83 257V256H82ZM81 257V258H82ZM218 257H216V261H217V258ZM225 257L227 258V256H226V254H225ZM225 257H222V258H225ZM253 257V259H254V257H257L256 255L255 256H252ZM262 257H263V255H262ZM261 257V259H262V261L264 260V258H262ZM35 258H36V256H35ZM43 258V257H42ZM50 258V257H49ZM60 258V261L62 260V258L61 257H58V258H56V260L57 259H59ZM64 258H65V256H64ZM63 258V259H64ZM85 258V257H84ZM96 258V257H95ZM107 258V257H106ZM140 258V257H139ZM213 258H215V257H213ZM212 258V259H213ZM237 258H239V257H237ZM249 258H251V257H249ZM257 258H259V257H257ZM16 259V258H15ZM26 259V258H25ZM37 259V258H36ZM41 259V258H40ZM45 259V258H44ZM70 259V258H69ZM72 259V258H71ZM70 259V260H71ZM83 259V258H82ZM81 259V260H82ZM87 260H88V262H89V259L88 258H86ZM85 259V260H86ZM109 259V258H108ZM111 259V258H110ZM143 259V258H142ZM208 259V258H207ZM211 259V258H210ZM231 259V258H230ZM260 259V260H261ZM20 260V259H19ZM19 260H17L16 262H18ZM38 260V259H37ZM51 260V259H50ZM69 260V261H70ZM84 260V259H83ZM112 260V259H111ZM111 260H109V261H111ZM137 260H138V258H137ZM168 260V259H167ZM182 260V259H181ZM227 260V259H226ZM225 260V261H226ZM239 260H241L240 258L238 259V261ZM243 260H241V261H243ZM252 260V259H251ZM256 260H258L259 261V259H256L255 258V260L254 261H256ZM38 261H40V260H38ZM37 261V262H38ZM41 261H42V259H41ZM45 261H47V260H45ZM44 261V262H45ZM59 261V260H58ZM64 261V260H63ZM62 261V264L64 263ZM108 261V260H107ZM113 261V260H112ZM140 261V260H139ZM142 261V260H141ZM213 261V260H212ZM219 261V260H218ZM250 261V260H249ZM260 262V263H263V262ZM20 262V261H19ZM29 262V261H28ZM30 262H31V260H30ZM36 262V261H35ZM48 262V261H47ZM46 262V263H47ZM50 262V261H49ZM51 262H54L53 264H55V263H57V261L55 262V260L54 261H52L51 260ZM68 262V261H67ZM86 262V261H85ZM85 262H83V264L85 263ZM211 262V261H210ZM221 261H219V263H220ZM245 262V261H244ZM248 262V261H247ZM66 263V262H65ZM64 263V264H65ZM80 264H82V262H79ZM90 263V262H89ZM100 263V262H99ZM113 263V262H112ZM111 263V264H112ZM135 263V262H134ZM180 263V262H179ZM186 263V262H185ZM214 263H216V262H213V264ZM218 263V264H219ZM234 263H236V262H234ZM242 263V262H241ZM16 264V263H15ZM17 264H19V263H17ZM22 264V263H21ZM48 264H50V263H48ZM52 264V263H51ZM61 264V263H60ZM66 264H68V263H66ZM86 264V263H85ZM109 264H110V262H109ZM116 264V263H115ZM210 264H212V263H210ZM223 264V263H222ZM239 264V263H238ZM244 264V263H243ZM258 264V263H257Z\"/></svg>","mask_w":264,"mask_h":264},{"label":"water","instance_id":"95a60500","mask_svg":"<svg viewBox=\"0 0 264 264\" xmlns=\"http://www.w3.org/2000/svg\"><path fill=\"white\" fill-rule=\"evenodd\" d=\"M125 1L126 0H102L99 10L101 31L91 41V45H93L96 42L108 38L118 44L121 52V60L116 71L128 67L134 55L135 45L137 42L136 33L123 20V3ZM129 1L145 2L146 0ZM112 33L116 35V41L112 39Z\"/></svg>","mask_w":264,"mask_h":264}]
</instances>
